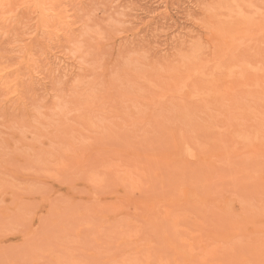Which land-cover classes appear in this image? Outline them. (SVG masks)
Returning a JSON list of instances; mask_svg holds the SVG:
<instances>
[{
	"label": "rangeland",
	"instance_id": "rangeland-1",
	"mask_svg": "<svg viewBox=\"0 0 264 264\" xmlns=\"http://www.w3.org/2000/svg\"><path fill=\"white\" fill-rule=\"evenodd\" d=\"M21 1L20 2L17 1L16 3L19 2V4H21L22 7L19 4H16L15 1L13 2L14 6H11V7L15 8L14 9V11L16 10L15 13L24 14V12H22V11H25V10H26L25 15L28 13V15H26V16L24 15L22 18L23 20L21 19V21H20L21 24L23 23L22 27H21V24L19 22V25L17 24V25H15V28H12L11 25L13 23L9 21L12 18L7 19V22L4 23L5 26H3L2 24L0 25V27L2 26L0 29V44L2 42L4 43V41H7V39H8L6 44L2 43V45H0V48H1L0 52L3 53L4 60H6V59L9 60L10 58L12 60H14L13 58H15V57L17 58V60L15 59V62L12 60H9V61H11L10 64H14L15 65L14 67H17L19 69L20 76L24 78V79H22L24 83H23V86L20 88L21 90L19 93L22 97V100H20V101H22L21 103L18 101V99L16 100V98H15L16 96L15 97H8L7 94H6L7 96L4 95V92H2V90H0V93H3L2 95H0V175L2 176V177L0 176V185L2 186V185H5L6 183L9 184L11 182L10 186L8 184H6L9 189H7L6 186H5L6 188L2 186L3 188H2V190H0V193H2V194H0L1 195L0 196V206L2 204V207H0V223H1L0 227H1V229L3 227V230L6 226L8 227L7 229H10V227L12 228V226H13V228L15 227L18 230L20 229V231H18V230H15V228L13 230V228H12L11 229L12 231L9 230L10 235L6 234L7 232L9 233V231H7V230H6V233H5V230L0 231V233L3 231L6 235L5 236L4 233H2V237H1V234H0V248H2V249H0V260L3 259L2 261H0V263L5 264V262H6V264H12V262H13V264H36V262H37V264H42L44 259L49 258V260L48 259L44 260L45 263H43V264H51L54 262V258L48 257V256H53L54 253L55 254L63 253V255H65L66 251H67V253L70 251L69 252V254L71 253L70 255H73L75 253L74 257L77 259V257H76V255H77L78 258H80V259H77V260H79L78 263H83V261L86 259L85 260V262L87 261L86 264H96L95 262H97V264H109V263H111L112 260L115 261V259H117L115 256L116 254L114 255V253H116L115 249L119 251V249L122 248L121 246L119 248V246H117V245L123 244V250L126 248L124 251L121 249L122 252L120 250L119 251L120 253H123V252L128 251V250L130 251L129 248L131 246H132L131 248H133V251H134L135 249L133 247L134 246L133 244H135V245L137 244L134 241L135 238L132 240L130 239L131 237L126 238L127 240H123L124 238H118L117 240L112 238V241H114L113 242L114 245H113L112 243H110L111 238L109 240V238L107 237V239H108V241H107L106 237H105V241H107L108 243L111 244L110 246H107L108 243H107V245H105L106 242L102 241V240H104L103 238L100 241L94 239L95 237H93L92 236L93 233H91L94 231V229H92V227L87 228L89 231H87V229L85 227L84 228L85 231H83V233L84 232L85 233L81 234V235L79 233L80 231L78 230V228H80V227H77L75 230L69 229L70 227L75 228L72 225L76 226V224H75L76 222L79 225V223H78V221H76L75 217L78 218L77 220H79V218H81L83 220V218H84V220L87 219V221H85V222L91 223L94 221L93 223H95V221H96L95 217H97V216L99 217L101 211L99 212L97 210V208L99 206L98 204H97L98 206L96 204H94L95 206H97L96 209L94 208L95 206L93 205V203L95 200H97L98 197L93 198V201H92L91 194L92 193L94 195L99 194V190L101 189L100 186H102V184L107 185L105 182L107 181V183H109V181H113L112 178H116V181L117 180L119 181V183H118V181L116 183L120 184V186H121L122 181L120 180V177H119L120 175H122V176L124 175L128 180L131 179L132 182L129 181V182H131V184L134 182H136L138 185L140 184V186L138 187V185L136 183H134V185H137L134 187V189H133L134 185L132 186V189L130 188L131 186H129V189L131 191V192H129V189L125 190L127 188H124V186L126 187L127 185L123 184L124 186H122V188L125 190L124 191L119 185L115 184L114 182L111 183L112 185H114L113 187L116 189L114 191H112L110 189L111 190L110 192H112L117 197H118V195H120V197H118V198H121L124 200L123 201V202H125L124 206L129 203V206L128 207L125 206V207L130 212L131 217H134L136 215L134 213H136V212L138 213V211L141 212L140 209L138 211L135 210V212H134V210L132 209V206H131V204L134 205L135 201L141 200V199H139V197L142 199L151 198V197H146V196H148V195L151 196L152 194H154V195L157 194L155 196H158L160 194V196H161V192L164 191L163 189L166 190V187H167L166 200L171 201L170 199L175 197V192L171 191L170 189L172 187L169 189L168 186H170V184L173 185L172 183H174L175 185L177 183L179 184V183H181V181L183 183L185 182L184 183L185 185L188 182L189 183L190 182L191 183L196 182L197 184H199V187L201 185L200 188H204V187L208 188L210 194L211 193L215 194L214 192H216V191H220L221 193L225 194V196H227V194H228V196H229V194H231L230 197L231 196L236 197L237 196L236 194H238L240 196V198L239 197L238 198L242 199L243 202L250 205L252 208L264 207V184H263V181L260 179H257L256 176H251V171L253 170L252 168L254 166L250 167L251 165H256V168H258L261 165H264V153L257 154V152H256V154H255L253 151L252 152L251 151L250 152L249 151H243L242 149H239V148L236 149L235 147H234V151H232V150H230V149H232V144H230V142L229 143L227 142L228 138L232 135L231 132H235L236 128L238 129L237 125H236V128H234L233 125L238 124V126L240 128V127H242L241 123H243V124L247 123L248 124L251 121V120L247 119V122H244L245 119L244 120L240 119L239 116L233 117V113L229 114L227 111H225V113H224V110L228 106H230L231 104L238 102L237 100L243 101L244 94H238V96H234V98L232 97V98L217 99L216 100V102L218 101L217 103H215V101H212V102L205 101V100L199 101V99H197V98H196V100H194L195 98H193L191 100V99L187 98L186 96L183 97V95L181 97L179 93L176 94L177 96L179 94V98L176 97L175 95H172L170 97L165 96L167 98L164 97V99H165L164 101L160 100V98H162L160 96H161V94H163V93H161V91L163 92L164 90L167 89L168 90V91H166L167 94L169 91L170 92L171 91L173 92L174 90L176 91V87H175L176 80L175 79L177 77L174 78L173 73L180 69V67H177V64L179 65L178 60H180V57H181V59H183L186 56H189V53L190 54L192 53L191 50L193 51L195 49V47H197V46H200V47L202 46L201 48L203 50L206 49L205 51H208L210 49L213 50L214 47L216 48L217 46H220V44H218V40L216 38H214L211 34L214 32V30L216 31V29H214V27L218 28V27L223 26V24L219 20H217L216 18L214 19L213 17H211V11L213 10L214 6H216L217 4H219L221 2L224 3V1H226V0H94V1L92 0V3H91V0H87L88 2L86 0H82L84 5L82 4L80 9H79V5L75 4L74 1L65 0L64 1L65 3H63L62 6L64 5L63 9L65 11H68L66 13L69 15L68 18H70V20L69 19L68 20H69V22L71 24V28H72L71 29V31H72L71 35L73 34L72 35L73 37H71V35H69L68 37H71L72 40H69L70 38L68 39L67 36H66L67 37L66 38L64 35H61V34L59 35V37H56V36L50 37L48 35V33L46 32V30L41 28L40 22H39L38 11L32 9V8H34V6H31V8L29 7L31 10L30 9L27 10L26 4L24 5V3H22ZM24 1H27V0H24ZM260 1H261L260 3L264 4V0H260ZM67 2L69 3L70 6L68 5ZM71 2H73V4ZM71 4H72V6H71ZM17 5H19V6H17ZM75 5H77V8L73 7ZM77 9H79L81 13ZM19 10H20V12H19ZM75 10H76V12H75ZM12 14L10 13V15H12ZM30 15H31V17H30ZM27 16H29L30 18ZM0 17H1V15H0ZM33 17H34V19H33ZM86 18H87V21L85 22ZM24 19H25V22H27V25H24V24H26L25 22H23ZM31 19H32V21H31ZM82 19H84V20H82ZM78 21H81V22H78ZM84 23H86V24H84ZM74 24H75V26H74ZM18 26H20L21 29ZM5 27H8V28H5ZM3 28H4V30H3ZM10 28H12V29H10ZM76 29H77V32H75L76 33L75 34L74 30L76 31ZM19 30H20V32L21 31L24 32L25 35L22 32H21L22 33L21 34L19 32ZM212 30H213V32H212ZM9 31L12 32L14 35L12 33H8ZM41 31H42V34L44 32L45 35L43 34V36H42V34L40 33ZM2 32H3V35H2ZM4 32H6V33L4 34ZM28 32L29 33L32 32V33H30L31 35ZM77 33H78V35H77ZM209 33L212 36V38H214V39L211 38ZM8 35L9 36L12 35L13 37L11 36L10 38H8L9 37ZM76 35H77V38H75ZM1 37H3V38H1ZM39 37H41V38H39ZM43 37H46V39H43ZM15 38H16V40L19 38L20 41L18 39L15 43ZM31 38L34 39L33 40L34 42L32 41ZM9 39H11V42H9ZM49 40H51V41L49 42ZM62 40H66L67 44L68 43H72V44L67 45L65 42H64L65 43L64 44L62 42ZM68 40L72 41V42H69ZM73 40H75V41H73ZM241 40L242 39H240L238 41H241ZM31 41H32V46H31ZM42 41H44L45 43ZM8 42L10 44H8ZM41 45L43 47L42 48L43 51H40L42 49L39 50V47L41 48ZM55 46H57V47H55ZM64 46L65 47L68 46V47L65 48ZM6 47H7V50L9 49L8 51L7 50L5 51L4 49L2 50V48H6ZM61 47L65 48V49H63L64 52L61 49ZM17 49H18V52L20 54H18V52L16 51ZM19 49L23 50V51H20ZM189 49H190V51H189ZM252 50H254V49H252ZM67 51H68V53H70L69 54L70 57H72V59L70 57L68 58L69 59L68 60L69 61V67L72 69V71L70 68H69L70 72H67L68 70L67 71L61 70V72L58 71V72H56V75L52 76V74H54V73L50 69L51 68L50 65L46 64V62L47 61L50 62L51 59L55 60V58H53V56L56 57L59 54L61 55V54L66 53L64 55H68ZM8 52H10V53H8ZM210 52L211 51H208V53H210ZM35 53H37L38 55ZM181 53H183V55ZM27 54L29 56L32 55L31 58H29V56ZM47 54H48V56H47ZM49 55L51 56V58ZM184 55H185V57H184ZM39 56H41V58ZM37 57L40 59V63L42 62L41 65H40V63H37L39 61ZM45 57L48 59H46ZM42 58H43V60H42ZM8 60H7V62L9 63ZM26 60H28L29 64L33 63V65H34L33 70L34 69H37V71L40 70V72H38V73L36 70L33 72V78H30V79L35 80V81L32 82L33 87L29 86V88H27L25 85V82L27 81V80L25 81V79L28 78V76H27L28 74H27L26 70L23 69V63H24V65H26V63H28ZM44 65L45 66L47 65L46 68ZM41 68H43V69L45 68L44 73H43V69H41ZM177 68H179V69L177 70ZM107 69H109V70L107 71ZM46 70H47V72H46ZM41 71H42V73H41ZM127 72H128V74H127ZM132 72L134 74H136L135 76L137 79L135 78V76L132 75ZM57 73H59V74H57ZM44 74H46V77ZM48 75L49 76L51 75L49 79H48V77H49ZM51 77H53V78H51ZM54 77H56V78H54ZM147 77H149V78H147ZM42 78H45V79H42ZM140 78H142V79H140ZM169 78H171V81L169 80ZM147 79H149V80H147ZM106 80H110V82L106 81ZM143 80H144V82H143ZM145 80H147V81H145ZM28 81H29V78H28ZM155 81H156V83H155ZM106 82L107 83L109 82V84H107ZM171 82H173V83H171ZM261 82H263V81L261 80ZM196 83H197V85H196ZM196 83L192 81L191 83H189L188 88H190L192 90H194V89L196 90V88L199 89L201 86L199 85L198 82H196ZM110 84H112L111 87H110ZM153 84H155V85L158 84V87L154 86L156 89L157 88L162 89L159 91L160 92L159 97H157V94H158L157 91L159 89L156 91V89L153 87ZM263 84L262 83L260 84L262 88H264L262 86ZM34 85L36 88L34 87ZM108 85H109V89L111 88L110 90L107 87ZM150 86H152V87H150ZM173 87H174V89H173ZM35 91L37 92L36 94H35ZM109 91L110 92L114 91L113 93L115 95L113 93H111L112 97L109 98V100L107 101V98H105V97H110V95L106 96ZM175 91H174V93H176ZM40 93H42V94H40ZM95 93H96V95H95ZM117 93H118V95H116ZM26 94H28V95H26ZM125 94H126V96H125ZM167 94L164 93V95H167ZM3 95H4V97L1 98V96H3ZM25 95H26V97H25ZM169 95H170V93H169ZM241 95H242V98H241ZM27 96L29 97V100H28ZM30 96H31V99H30ZM122 96L128 97L129 99L124 98ZM141 96L142 97L144 96L143 98H147V99L146 100H143V98H142V100L138 99V98H141ZM96 97H98V98H96ZM114 97H116V98H114ZM235 97H236V99H235ZM99 98H101V99L99 100ZM112 98H114L113 99L114 101L112 100ZM117 98H118V100H116ZM239 98H241V99H239ZM9 99H11V101ZM102 99H106V100L102 101ZM120 99L122 101H120ZM30 100H31V104H30ZM94 100L96 102H94ZM157 100H159V102ZM24 101H26V102H24ZM155 101L158 102L157 106H159V108L154 107L153 103H155ZM160 101H162V102L160 103ZM88 103H89V105H87ZM117 103H119V104H117ZM10 104L11 105L15 104V105L14 106L12 105L13 108H8L9 106H11ZM29 104H30V106H29ZM94 104H96V105H94ZM109 104H111V105H109ZM112 104H114V105L116 104L115 107ZM7 105H9V106H7ZM19 105H20V107H19ZM99 105L100 106L102 105L101 107L103 109ZM28 106L31 107L32 109H34V111L31 112L32 109L29 108ZM94 106H96V107H94ZM111 106H113L114 110ZM88 107H89V111L92 112V114L90 115V113H88L89 115L87 116L88 110H85V108L87 109ZM117 107H119L118 111L117 110L115 111V108H117ZM95 108H96V110H95ZM19 109H20V111H18ZM29 109H30V111H29ZM124 109L125 110L130 109L129 113L131 116L133 114H135L133 111V110H135L136 111L135 115H137L136 118L138 117V119H134V117H133L134 115H133L132 116L133 120H130L131 119L130 118V119L126 120L127 122L130 120L128 123L125 121L126 124L123 125V123H125V122H123L122 124H119L118 121H120V118L123 120H124V118H122V116L119 117L118 115H120L119 114L120 111L124 110ZM131 109H133V110H131ZM222 109H224V110L221 111ZM14 110H15V112H13ZM73 110H74L75 114H77L78 116L80 115V113H85V115L83 114L82 116L81 115L79 116L78 120L80 122L77 121L78 116H76L74 114ZM76 110H77V112H76ZM81 110L82 111L84 110V111L81 112ZM97 110L99 113H97ZM110 110H111V114H112V111H113V114L115 111V113H117V115L116 116H113V114L107 115L106 113H109ZM78 112H79V114H78ZM20 113H21V115H20ZM124 114H126L125 116L127 118V113L123 112V115ZM179 114H182V116ZM235 115H237V114H235ZM73 116H74V118L76 117V121L73 120L74 118L72 119ZM89 116H91V117L93 116L92 117L93 120L96 121L98 125L100 124V126H101L103 124V130H104V132L106 131L105 134L101 133L102 129H100L101 131H98V132L96 131L97 129H99L101 127L97 128L95 131L91 130L93 128L88 126V122L86 120L87 117L90 120H92V118H90ZM80 117L83 118V121L86 122L85 124H82V122H81L82 120ZM230 121L234 122V124L232 123L233 125H231V126L235 130L231 129L230 131H227V130H226V132H225V130L223 131L222 127L224 125L225 126L229 125L227 122H230ZM63 122H64V124H63ZM156 122H158L159 124H162V123L166 124V126H164V125L160 126L159 124H158L159 126H157ZM65 123H67V125ZM239 123L241 124V126ZM61 124L66 125L67 127H63ZM75 124L78 126L80 125V127L76 126ZM86 124L89 128H91V129H89L90 131L86 127ZM118 124H119V127H118ZM56 125H58L57 126L58 128L55 127ZM84 125L86 128L84 127ZM120 125H122L123 127H121ZM171 125H172V127H171ZM59 126H62V127H59ZM105 126H106V129L110 128V131L105 130ZM167 126H168V128H164ZM225 126H224V128H225ZM54 127L57 128V131L55 129H53ZM74 128H76V129H74ZM171 128L172 129L174 128L173 129L174 132H170L172 130ZM177 128L181 129V131L178 129V134H179V132H182L180 135L183 136V138H182L183 140L185 138V140L187 139L190 142V144L193 143L198 147L197 148L195 146L196 147L195 148L194 145L193 146L190 145L192 148L194 147V151L195 150L197 151V149H198L197 152H199V150L200 151L202 150L204 152V155L206 153L207 156H209L210 160H218L219 157H224V156H218L216 154L219 151H221V152L223 151V152H225V154H226V151L227 152H233V153H231L232 155L227 153L230 156L228 157V159L226 158L227 161H223L224 165L226 164V162H230V164L228 163L229 166L221 165L222 163L221 164L219 163L220 160H219V162H217V163H219L218 166L220 167L219 169H217V171L219 170L218 171L219 173L217 171H214V172H216V175L218 173L219 177H215V175H214L215 173L213 172V170H210L211 165L209 167V166H207V164H205L206 167H204V170H202V167L204 166L202 164V162L203 163L207 162L204 159H202V161H201L202 166L199 165L198 162H196V161L194 162L196 164L194 166L195 170L198 169L197 165H199V167H201V169H199L200 172H199V170H196V171L194 170V172L195 173L198 172L200 174L203 171L205 172V168L209 167V172L212 171V173H214V174L211 173L212 176L214 175L213 177H209V175H211V174H209V172L207 170L205 173H207L208 176H206L205 173H202L203 176H187V175H190L188 173L189 171L191 173L193 172L194 167L191 165V163H193L192 161H194V160L188 161L190 159H188V160L183 159L184 161L190 162V165H187V163H184L183 161H181L182 159L178 160V162H176L177 161L176 160L175 161L176 163L173 161V159L170 155L174 151V144L172 143L173 142L172 140H174V138L178 136V134H176V135L174 134L175 132H177V130H176ZM242 129H243V127H242ZM41 130H43V131H41ZM240 130H241V128H240ZM51 131H53V132L51 133ZM91 131H93V132L91 133ZM107 131L110 133H108ZM95 132H96V134H94ZM99 132L103 135V136L101 135L102 139H101V137L97 138L98 136H100ZM97 133H99V134H97ZM106 133H108L110 135L107 136ZM180 135H179V137H180ZM59 136L62 139L64 137V138H67L68 140L67 139H63V140L59 139L60 141H58ZM95 139H96V142L98 141L99 143L98 142L96 143ZM17 140L18 141L21 140V141L18 142ZM29 140H30V143L32 142L31 146H29L30 145ZM100 140H101V142H100ZM230 140H228V141H230ZM40 144H41V146H40ZM186 144L189 145V143H186ZM38 145L41 148H45V146H46V149L45 150L40 149ZM47 145H48V147H50L49 150H48ZM42 146H44V147H42ZM52 149H53V151H52ZM41 150H42V153H41ZM34 151H36V152L34 153ZM32 152H33V156L30 155V153L32 154ZM37 153H38V155H37ZM49 153L50 154L56 153L58 156L60 154H62V155L60 156L61 158L60 157L58 158V156L56 154H54L55 156L53 155L54 156L53 157V156H51L52 154L50 155ZM21 154H22V156H21ZM24 154H25V158L23 157ZM39 154L42 156H40ZM201 154H203V153H201ZM35 155H37V156H35ZM204 155H201V156H204ZM30 157H32V158L34 157L35 161H36V163H33V162H35L34 158L33 159L31 158V160H30V163L32 162L31 165L33 166V168L31 167V165L28 161L30 159ZM41 158H42V160H41ZM43 159H44V162H43ZM49 159H50V161H49ZM51 159H52V161H51ZM63 159L66 161H63ZM40 160H41V162L38 164V162ZM54 160L56 162H58L57 168L60 167V169L56 168L57 164H55V167H54L55 170L53 169V165L55 162ZM251 160L254 162H255V160H257V161L255 163H253ZM262 160H263V164L261 163ZM23 161L26 163H24ZM179 161L182 162L181 164L184 165V168L183 167L181 168V166H183V165H181ZM250 161L252 162V164L250 163ZM42 162L44 163V165L46 163H49L50 165L48 164L47 167L42 165V167L43 166L46 167L44 169L45 172L42 169V167H39L40 171L39 170L36 171L37 167H35V166H41ZM63 162H65L66 165L68 163H70V165H69L70 167L75 166V164L76 165L79 164V166H75L76 168H74V170H72V172L69 173L68 172L69 169H67L69 166H66L65 163H63ZM52 163H53V165H52ZM59 163L63 166L65 165V166L61 167ZM178 163H179V166H178ZM247 163L249 165L250 164L251 165L247 166ZM241 164H244L247 168H243L244 165L241 166ZM51 165H52V167H51ZM189 166H192L191 167L192 171L190 170ZM48 167L52 168V170L50 169V172H48L49 171ZM187 167H189V168L187 169ZM261 167H264V166H261ZM63 168H65L67 171ZM260 168H258V169H260ZM27 170H29V171H27ZM46 170H47V172H46ZM56 170L58 171V173H60V171L62 173L63 172L62 170H65L66 171L65 174L68 173L69 175L68 174L65 175L63 173L62 174L60 173L59 175L61 176V178H62L61 179ZM187 170H188V172H187ZM34 171L37 175L34 174ZM26 172H27V174H26ZM87 172L89 174H91L92 176L91 175L88 176L89 174ZM177 172H179V173L181 172V174L179 175ZM19 173H21V174H19ZM28 173H31V174H28ZM49 173H50V175H48ZM53 173H56L57 175L56 174L53 175ZM85 173L87 174L86 176H84ZM182 173H184V175L185 174L186 175L183 176ZM38 174L40 176L42 174V176L40 177ZM81 174L82 175L84 174V175L81 176ZM220 174L222 176H220ZM52 175H53V177L56 178L57 181H54L52 179L53 178V177H51ZM5 176H7L8 178H9V176L10 177L12 176L11 178L17 179V181H19V183H20V181L21 182L24 181V183L28 182V184H30L29 186L32 185L31 186L32 189L35 187L32 191H35L36 189H37V191L39 190V194L41 193V196L39 194L38 195H32V191H31V193L27 194V196H26L25 192L31 190V188H30V190L28 189V187H29L28 184L26 185V184L22 183L24 185L20 186L21 183L18 184V182L16 183L15 179L11 180L10 178L8 179ZM62 176H64V177H62ZM65 176H69V177H65ZM49 177H51L52 180ZM57 177H59L61 180H59V178L57 179ZM65 178H67L69 180L71 179V180L66 182ZM84 178L86 181L89 180V178H90V180H89L90 183L88 181L86 183L85 180L83 181ZM104 178H107L108 180L106 179V181H105ZM109 178H110V180H109ZM92 179H93V181H92ZM2 180L4 181V183ZM29 180H33L34 182L44 183L47 186L44 187L45 186L44 184H43L44 186L42 184H40V186H39V183L38 184L32 183V181L30 182ZM99 180L100 181L103 180V182L104 181L105 182L104 183H102V181L98 182ZM1 181L3 184L1 183ZM13 181H15V182H13ZM60 181H61V183H64V181H65V184H60ZM120 181H121V183H120ZM260 181H262V183ZM98 183H102V184L100 185ZM15 184H18L20 189H19L18 185L16 187ZM36 185H38L42 191ZM90 185H91V187H90ZM13 186L15 187L14 191L16 192L14 194H12L14 191L12 192V190H11V187H12V189L14 188ZM94 186L96 187V190H95ZM107 186L109 187V185H107ZM107 186H104V187H107ZM202 186H204V187H202ZM49 187L52 191L49 189ZM104 187H102V189H104ZM136 187H138V188L136 189ZM194 187H196V186H194ZM197 187H198V185H197ZM69 188H71V189H69ZM72 188H74V189H72ZM109 188H111V187H109ZM0 189H1V187H0ZM16 189L17 190L19 189V191L21 190L22 192H24L25 189L26 190L28 189V190L27 191L25 190V192H24L25 194L23 193L24 195H22V193H19ZM43 189H45L46 192H51V193H47L48 194L47 195L46 192L45 193L43 192ZM76 189H78V190L81 189L82 192H80L78 190L76 191ZM102 189L100 190V192L102 191ZM47 190H50V191H47ZM133 190H134V192H133ZM160 190H163V191L160 192ZM93 191H96V192L98 191V192L95 193ZM104 191L108 192L109 190L104 189ZM104 191H102V192H104ZM102 192H101V195H103ZM34 193L37 194L38 192H33V194ZM57 193H59V194H57ZM80 193H82L84 195H82V194L79 195ZM125 193H126L125 196H128L127 194H129L132 197L128 196V199L127 198L125 199V197H124ZM15 194H16V196H18L19 200H24L26 202L28 201V205L30 207L33 203L37 204V202H39V201H41V202H39L37 208H35L36 205H34V204H33L34 206L32 205L36 210L32 209L33 207L30 209L28 207V205L26 206L29 210H33V212H30L33 214L30 215L28 210L26 211L28 213H26L24 211L25 210L24 207L26 205V203L24 201L19 202V200L17 201V198H16V200L15 199L13 200V202H12L13 204H10L11 203L10 202L9 203L10 205H8V202L10 201V199L12 201V199L14 198V197L11 198L12 195L15 196ZM93 194H92V197L94 196ZM139 194L145 195V197L139 196L138 198H136L135 196H138ZM10 195H11V197H10ZM29 195H32V196H29ZM44 195H47V196H44ZM53 195H55V196L53 197ZM104 195L103 196L97 195V196H99L98 203L101 202L100 203L101 205L103 202H105V201L107 202L110 199V196L106 192L104 193ZM160 196H158V197H160ZM66 197L68 198V200H66L67 199ZM152 197H153V195H152ZM181 197H179V199H181L180 203L187 200L185 197H183V196H181ZM54 198L55 199L57 198L56 199L57 201L53 200ZM153 198H155V197H153ZM44 199H45V201H44ZM48 200L50 202L52 201L53 203L52 202L50 203ZM77 200H79L83 204L80 205ZM33 201H35V202H33ZM42 201H44V202H42ZM59 201L61 203L64 201L62 203V205H64V206H62L61 203H58ZM68 201H70V203H68ZM18 202L20 203L19 207H23L20 210L18 209L19 208L17 205ZM66 202L68 203V205ZM88 202L89 203L91 202V204H89L87 206ZM22 203H24L25 205ZM65 203H66V205H65ZM77 203H78V205H77ZM200 203L201 202H193V203H191L185 207H182L183 206L182 205L181 208L176 210L175 214H176V216L177 215H187V214L191 215L195 211H197V210L199 211V210L203 209V207L200 206L201 205ZM47 204L49 205V207ZM51 204H54V205H51ZM70 204H71V206H70ZM84 204H85V206H84ZM106 204L108 205L111 203H106ZM55 206H57L56 207L57 209L55 208ZM77 206L82 207V208L80 207L79 209L80 210L82 209L83 213H84L83 208L87 209V207H88V211L86 209L85 210L88 212L87 215L90 214L89 215L90 217L86 216V213H85L86 217L82 216L81 212L76 213L77 211H79V210H76ZM109 206L110 205H108V207ZM47 207L49 208L48 211H47ZM58 207L59 208L62 207L61 209H63V208L64 209L61 211V209L59 210ZM74 207L76 209H74ZM123 207L120 208V210H121L120 218L121 219L125 216V215L123 216V214H127L126 217L130 216V215H128L129 212L126 213L125 212L126 209L124 210L125 207L124 208ZM199 207H201V208H199ZM210 207H212V206L210 205ZM15 208H17V209H15ZM71 208H72V212L75 210H76V212H73V213L70 212ZM93 208H94V211L97 210L96 213L94 211H92ZM101 208H103V207L101 206L100 209ZM163 208H164V206H155L153 209L161 212L163 210ZM185 208H188L190 210L184 211ZM205 208L209 209V206H207ZM7 210H8V212H6ZM14 210H16V212L14 213L15 216L12 215L13 213L12 214L10 213V212H13ZM17 210L23 211L26 214H29L30 220H29V217L27 218V215L25 213H23V214L26 215L25 216L26 218H24V215L22 214V212L20 215H23V216L18 215L20 212L18 211V213H17ZM64 210H66L67 213H65L66 211H64ZM68 210H69V213H68ZM103 210H105V209L103 208ZM103 210H102L103 213L101 212L102 214L100 215L99 219L101 218L102 221L104 220V222H100V224L98 223L102 227H104L102 225L103 223H104V225H106L105 219L102 218L103 216L106 215V213H104ZM106 210L110 211V208L106 209ZM58 211L59 212L61 211L60 214L62 217L59 216V214H57V213H59ZM63 211H64V213H63ZM203 211L204 210H202L201 212H203ZM47 212H49V214H51V216L48 215ZM16 213L18 215V218H19V216L22 217L21 220L23 218L26 220L28 219L27 221L28 222L30 221L29 222L30 225L27 224L28 223L27 221H25L26 224L23 221V224L19 225V224H21V223L18 224V221L20 220V218L19 219L16 218L17 217ZM53 213H55V214H53ZM94 213L96 214V216ZM97 213L99 215H97ZM209 213H211V212H209ZM10 214H11V217H13V218L15 217V219L8 217V216H10ZM39 214H40L41 220H39ZM56 214H57L58 218L57 217L55 218ZM66 214H68V215H66ZM72 214L74 217H71ZM117 214H119V213L117 212ZM141 214L142 213H139L140 218H141L140 221H143L145 219L147 220V217L142 218ZM158 214H156L154 212V214H152V216H154L156 218V217H159L160 215H162L160 213V215L157 216ZM42 215L45 216L46 218H44ZM64 215L66 217H68V218L70 217V218L67 219ZM93 215L95 217H93ZM121 215H122V217H121ZM50 217H51V219H50ZM126 217H124V218H126ZM47 218L50 220L49 222H48ZM90 218H91V220H90ZM134 218H139V216L134 217ZM9 219L14 220L13 223L14 222L15 223L14 224L11 223L12 220L10 222ZM65 219H66V221H65ZM127 219H130V218H127ZM131 219H133V218H131ZM160 219L161 218H158L157 221L161 222ZM16 220H17V222H16ZM42 220H44L43 222H45L44 225H40L43 223ZM67 220L70 222H72V221L73 222L70 223ZM7 221H8V223H7ZM59 221H61V222H59ZM81 221H79V222H81ZM19 222H21V221H19ZM36 222H40L39 225ZM115 222H117L116 219H115ZM143 222L145 223L146 221H143ZM16 223L18 224V227H17ZM58 223H60V226ZM119 223H122V221H120L116 224L119 225ZM140 223L141 222H139V224L137 225L138 227H139ZM63 224H64V226H63ZM65 224H68V226H66ZM70 224H71V226H70ZM98 224L95 223V225H97V227H95L96 228L95 231L97 229L102 230V227L98 228L99 227ZM135 224H137L136 220H135ZM146 224H147V222L144 224L145 226L143 225L144 228L147 227ZM162 224L164 226L165 231L167 233H169V237H173V239H175L174 236L176 235V233H175V235H173V234H174V232H175L174 230L176 228L183 230V232H181L182 236L186 235L185 237L192 238L195 235V233H193L194 231L192 230V228H194L193 227L194 225L192 226L189 219H186V220H183L182 222H179L178 225L175 223H169L166 221H162ZM23 225H26V226L29 225V229ZM47 225H49V226H47ZM52 225L55 227L58 225L60 228L58 226L56 228H54ZM108 225H109V223H107L106 226H108ZM118 225H117V229L115 228L116 226L113 227V229H112V227H111L112 225L111 226L109 225L111 228L110 227L108 228L106 226L105 227L107 229H109V231H110V229H112L111 231H113L114 228L117 231ZM20 226H22V228H20ZM124 226H126V225H124ZM124 226L122 227V225H121L122 229L124 228ZM23 227H24V229H23ZM35 227L37 230L36 229L33 230ZM48 227H50L51 229H49ZM63 227L64 228L69 227V228L68 229L66 228L67 229L66 230ZM121 227L119 230H121ZM39 228H41V229H39ZM53 228L54 229L58 228L60 231V232H58L57 236L55 235L56 237L54 236V234H55V232L57 233L58 229L53 230ZM90 228L92 229V231L90 230ZM106 228H105V232L107 233L108 231H106L107 230ZM127 228L129 229L130 227L126 226L125 230ZM42 229H44V230L42 231ZM60 229H62L63 232ZM134 229L132 228V229H129L128 231L129 232L131 230L134 231ZM31 230H33V231H31ZM48 230L50 231L49 234L47 233ZM16 231L18 232L17 234L11 235V232L15 233ZM21 231L23 234H20ZM128 231H127V233H128ZM41 232H43V233H41ZM51 232H54V233H51ZM88 232L90 233V235ZM99 232H100V230H99ZM44 233L46 236L43 235ZM63 233L66 234V237L68 238V240H67L68 244L70 241V244H69L70 246L65 241L66 239L64 240L65 242H63L64 237H63V239L59 238V237L62 238V236H65ZM109 233L110 232H108V234ZM69 234L71 236H73V239L71 236H68ZM96 234L97 233H95V236H97ZM140 234H141V232H140ZM144 234H147V233L144 232ZM247 234L248 233H246V235ZM257 234H258V239H260V237H261L259 244L255 243L258 240L256 237ZM3 235H4V237H3ZM28 235H29V237L32 236L31 237L32 241L30 240V238L27 237ZM255 235L256 236L255 237L253 236V237L256 238L257 240L255 239V241H254V239L252 238L254 241V242L253 241L252 242L256 245V247H257V245H258V247L261 246V247H259L261 250L264 249V248H262V245H261V244L264 245V230H260ZM10 236H13V237H10ZM36 236H38V238L43 239V240L45 238L44 243H43V240H36L37 239ZM47 236H48V238H47ZM81 236L83 237V240L80 239V238H82ZM84 236H85V238L87 236L88 237L85 239ZM90 236L93 237L92 239L94 242L90 241V239H91ZM166 236H168V235H166ZM248 236L252 237V235H248ZM248 236L245 237L246 240L250 239V241H251L252 240L251 237L249 238ZM50 237L51 238L53 237L54 239H56V241L54 239H52L53 240L52 243L55 242L57 247L54 243L53 244L51 243ZM74 237H75V239L77 238L76 241L74 240ZM152 237L153 236H149V238H151V239H152ZM8 238H10V239L8 240ZM23 238H25L24 240H26L27 242L29 239L30 240L29 242H31V245L36 246L37 249L39 246H40V248L42 246H43V248L47 247V245L45 246V243H46L49 245L48 247H50L51 245L54 246V247H51L52 250H55V251L59 250V251H56L57 253L55 251H53L54 252L53 254H51L50 253L51 251H49L48 253L50 255L47 253L48 256L46 255L47 256V258H46L45 255H44L45 257L42 255V253H43L42 249L41 250H39L40 248L38 249L41 253L40 254L39 251H37L36 247H35V249H33L35 253H33L32 252L33 250L30 248L32 250L30 253L34 254V258H31L32 257L31 254L28 253L29 255L28 254H27L28 256L26 255V252H29L28 249L30 247V243L28 242V245H27V243L23 241L25 243V245L27 246L26 252L24 251L26 249L23 248L25 246L24 243L21 246ZM34 238L36 240V244L39 241V243H38L39 246L33 245ZM114 238H116V237H114ZM241 238H242V236L237 238V241L239 239L240 243H244V241H245V243L247 242L244 237H243L244 241H243V238L242 239ZM71 239L73 240V242H71L72 241ZM58 240L62 241L63 244L61 242H59ZM240 240H242L243 242ZM74 241H75V243H74ZM159 241L160 240H158V242ZM82 242H83V244H81ZM99 242L100 243L105 242V243L99 244ZM131 243H132V245H131ZM7 244H10L9 246L10 247L12 246V247L9 248V246ZM14 244H17L16 245L17 248L15 247ZM19 244L21 247L18 246ZM40 244H43V245L41 246ZM74 244L77 247V249L79 248L78 250L75 249ZM96 244H98L97 245L98 247L96 246ZM125 244H128L129 248H128V245H127V247H124ZM250 244H251V242H250ZM61 245H63V246H61ZM89 245H94V248L91 249L92 247H90ZM157 245L159 246L160 244H157ZM251 245L253 246V244H251ZM82 246H84V247H82ZM103 246L105 248H102ZM154 246H156V245H154ZM158 246H156L155 248L157 249ZM70 247H72V249ZM14 248H15V250H14ZM65 248H67V250ZM108 248L110 249V251ZM5 249L8 250V253ZM11 249H12V251H11ZM17 249H21V250L24 249L23 252H25V253L22 252V254H24V256H26L25 259L23 258L24 256H21V255L20 256L22 258H20L19 253L21 251L18 250L19 252L18 251L16 252ZM46 249H48V248H45L44 251ZM62 249L65 250V252H63ZM74 249L77 252L74 251ZM94 249L96 250V252ZM101 249H106L108 251V252L103 251V253H101V254L107 253L109 255L112 252H114V253L112 256L109 255L108 258L107 257L101 258L100 257L101 256L100 255ZM1 250H3V251H1ZM9 250L11 253L12 252L14 253V251H15V253L17 254V258H15V261H14V259L7 256L10 254ZM257 250H258V248L257 249L255 248L253 250L254 253L251 252L252 256H254V254L257 253ZM36 251L38 252L37 255H36ZM83 251H85V252H83ZM162 251L164 253L168 254L170 250H168L166 248V249H162ZM46 252L47 251H45L44 254ZM80 252H82V253H80ZM1 253H5V254H2V256H4V257L1 256ZM83 253H84V255H82ZM96 253H97L98 257L96 256ZM143 253H144V250H143ZM170 253H172V251ZM39 254L42 255V257H39L40 256ZM78 254L80 255V257ZM105 254H104V256H105ZM132 254H130V256H132ZM146 254H148V253H146ZM166 254H165V256H166ZM11 255H13V254H11ZM70 255L66 254L65 257L67 256V258H68V256H69V258H72ZM135 255H137L135 257V258H137L140 255H142V252H140L139 255H138V253ZM168 255L171 256L170 254H168ZM37 256L40 259H43L40 263H39L38 258L37 259L35 258ZM62 256L59 259H61V258L66 259V258H63ZM81 256H82V258H81ZM1 257H2V259H1ZM27 257L31 258V259H28ZM83 257L85 259H83ZM89 257L91 258V260L89 259ZM141 257H140V259H141ZM97 258H99V259H97ZM11 259H12V261H11ZM22 259H24L25 261L24 260L22 261ZM32 259H35V260H32ZM118 259H119V256H118ZM19 260H21V261H19ZM36 260H38V261H36ZM61 260L58 261V258H56V261L54 264H56V262L60 264ZM67 260H69V259H67ZM67 260L66 261L62 260L63 264L65 262H68ZM94 260H95V262H94ZM98 260H99V262H98ZM24 262H26V263H24ZM85 262H84V264H85ZM206 262H209V261L207 260ZM116 263L117 262L115 261V263L112 262L111 264H116ZM260 263H264V262H260ZM68 264H71V263H68ZM117 264H119V263H117Z\"/></svg>",
	"mask_w": 264,
	"mask_h": 264
},
{
	"label": "bare ground",
	"instance_id": "bare-ground-1",
	"mask_svg": "<svg viewBox=\"0 0 264 264\" xmlns=\"http://www.w3.org/2000/svg\"><path fill=\"white\" fill-rule=\"evenodd\" d=\"M15 1V3L17 2V1H21V0H0V15H1V17H0V25L2 24L3 26H5L4 25V23H6L7 22V19H9V18H12V19H10L9 21L10 22H12L13 24L11 25V27L12 28H15V25H19V22L21 21V19L23 18V16L25 15V11H22V12H24V14H20V13H15L16 12V10L14 11V9L15 8H13V7H11V6H14L13 5V2ZM24 0H22L21 2L22 3H24V5L26 4V9L28 10V9H30L31 8V6H34V8H32V9H34V10H37L38 11V16H39V22H40V26H41V28H43V29H45L46 30V32L48 33V35L50 36V37H53V36H56V37H59V35L61 34V35H64L65 37L67 36H69V35H71V33H72V31H71V24H70V22H69V20H70V18H68L69 17V15L66 13V12H68V11H65L64 9H63V7H64V5L62 6V4L63 3H65L64 1L65 0H27V1H24ZM68 1V0H67ZM72 1H74L75 2V4H77V5H79V9L81 8V6H82V4L84 5V3L82 2V0H72ZM87 1V0H86ZM94 1V0H93ZM19 2L18 3H16V4H19ZM88 2V1H87ZM261 1L260 0H226V1H224V3H219V4H217L216 6H214V8H213V10L211 11V17H213L214 19L216 18L217 20H219L222 24H223V26H221V27H218V28H215L214 27V29H216V31L214 30V32H213V30H212V36L214 37V38H216L217 40H218V44H220V46H217L216 48L214 47V49L213 50H208V51H211L210 53H208V51H205L206 49V47L204 48L205 50H203L200 46H197V47H195V49L192 51L191 50V54L189 53V56H186L185 57V55H184V57L185 58H183V59H181V57H180V60H178V63H179V65L177 64V67H180V69L179 68H177V70L178 71H176V72H174L173 73V75H174V78H176L175 80H176V82H175V87H176V93H174V91L172 92H168V94H167V92L166 91H168L167 89L166 90H164L163 92L161 91V93H163V94H161V96H160V90H162V89H159V88H155L156 86L158 87V84L157 85H155V84H153V87L156 89V91L158 92V94H157V97H162V98H160V100H162V101H164L165 99H164V97L165 96H168V97H170V96H172V95H175L176 97H178L179 98V94H180V96L182 97V95H183V97L184 96H186L187 98H189V99H193V98H195L194 100H196V98L197 99H199V101H203V100H205V101H210V102H212V101H215V103H217L216 102V100L217 99H224V98H234V96H238V94H244V97H243V101H239V100H237L238 102H235V103H233V104H231L230 106H228L225 110L224 109H222L221 111H223L224 110V113H225V111H227L229 114H232L233 113V117H236V116H239L240 117V119H245L244 120V122H247V119L248 120H251L248 124L246 123H241L242 124V127H243V129H242V127H240L241 128V130H240V128H239V126H238V124H235V125H233L234 124V122H227L229 125H224L225 126V128H224V126L222 127L223 128V131L225 130V132H226V130L227 131H230L231 129H233V127L234 128H236V125H237V127H238V129L236 128V130L235 129H233V130H235V132H231V136L228 138V140H230V141H228L227 140V142L229 143L230 142V144H232V149H230V150H232V151H234V147L237 149V148H239V149H242L243 151H253L255 154H256V152H257V154H259V153H264V88H262L261 87V83L263 84L264 83V4H262V3H260ZM68 3V2H67ZM72 4H73V2H71ZM91 3H92V0H91ZM12 4V5H11ZM72 4H71V6H72ZM21 7H22V5L21 4H19ZM19 5H17V6H19ZM68 5H69V3H68ZM67 5V6H68ZM77 5H75V6H73V7H76L77 8ZM87 5V4H86ZM16 6V5H15ZM70 6V5H69ZM30 7V8H29ZM66 7V6H65ZM86 7V6H85ZM17 9V8H16ZM22 9V8H21ZM79 9H77V10H79ZM31 10V9H30ZM70 10V9H69ZM84 10V9H83ZM15 13H13V12ZM85 11V10H84ZM19 12H20V10H19ZM29 12V11H28ZM32 12V11H31ZM75 12H76V10H75ZM79 12H80V10H79ZM86 12V11H85ZM10 13L12 14V15H10ZM81 13V12H80ZM26 15H28V13L26 14ZM25 15V16H26ZM37 15V14H36ZM88 15V14H87ZM82 16V15H81ZM210 16V15H209ZM27 17H29V16H27ZM30 17H31V15H30ZM29 17V18H30ZM73 17V16H72ZM74 18V17H73ZM33 19H34V17H33ZM69 19V20H68ZM12 20V21H11ZM23 20V19H22ZM82 20H84V19H82ZM31 21H32V19H31ZM87 21V18H86V20H85V22ZM23 22H25V19H24V21ZM78 22H81V21H78ZM26 24H24V25H27V22H25ZM74 23V22H73ZM72 23V24H73ZM10 24V23H9ZM8 24V25H9ZM20 24H21V22H20ZM23 24V23H22ZM22 24H21V27H22ZM76 24V23H75ZM75 24H74V26H75ZM84 24H86V23H84ZM7 25V24H6ZM83 25V24H82ZM81 25V26H82ZM80 26V27H81ZM2 27V26H1ZM1 27H0V29H1ZM9 27V26H8ZM8 27H5V28H8ZM20 29H21V27L20 26H18ZM27 27V26H26ZM12 28H10V29H12ZM17 28V27H16ZM78 28V27H77ZM18 29V28H17ZM23 29V28H22ZM82 29V28H81ZM3 30H4V28H3ZM2 30V31H3ZM79 30V29H78ZM113 30V29H112ZM116 30V29H115ZM210 30V29H209ZM30 31V30H29ZM19 32H20V30H19ZM22 32V31H21ZM20 32V33H21ZM26 32V31H25ZM33 32V31H32ZM32 32H30V33H32ZM75 32H77V29H76V31L74 30V33ZM6 32H4V34H5ZM8 33H12V32H8ZM16 33V32H15ZM22 33H24V32H22ZM21 33V34H22ZM29 33V32H28ZM27 33V34H28ZM29 33V34H30ZM41 34H42V31L40 32ZM13 34V33H12ZM20 34V35H21ZM43 34H44V32H43ZM43 34H42V36H43ZM76 34V33H75ZM208 34V33H207ZM2 35H3V32H2ZM14 35V34H13ZM24 35H25V33H24ZM31 35V34H30ZM39 35V34H38ZM45 35V34H44ZM73 35V34H72ZM71 35V37H73ZM77 35H78V33H77ZM77 35H76V37L75 38H77ZM115 35V34H114ZM119 35V34H118ZM209 35H210V33H209ZM208 35V36H209ZM210 35V36H211ZM7 36V35H6ZM9 36V35H8ZM12 36V35H11ZM11 36H9L8 38H10ZM212 36H211V38H212ZM13 37V36H12ZM24 37V36H23ZM66 37V38H67ZM71 37H68V39L69 40H72V38ZM1 38H3V37H1ZM39 38H41V37H39ZM55 38V37H54ZM74 38V39H75ZM214 38H212V39H214ZM261 38V39H260ZM263 38V39H262ZM7 39V38H6ZM12 39V38H11ZM11 39H9V42H11ZM19 39V38H18ZM17 39V40H18ZM32 39V38H31ZM43 39H46V37H43ZM62 39V38H61ZM240 39H242L241 41H238V40H240ZM16 38H15V43H16ZM22 40V39H21ZM34 39H32V41H33ZM67 40V39H66ZM66 40H62V42L64 43H66ZM68 40V41H69ZM76 40V39H75ZM75 40H73V41H75ZM216 40V41H217ZM7 41H8V39H7ZM7 41H4V43L3 44H6L7 43ZM19 41H20V39H19ZM32 41H31V46H32ZM51 40H49V42H50ZM77 41V40H76ZM79 41V40H78ZM221 43H220V42ZM8 42V44H10ZM22 42V41H21ZM34 42V41H33ZM42 42H44V41H42ZM47 42V41H46ZM57 42V41H56ZM69 42H72V41H69ZM2 43L0 44V45H2ZM18 43V42H17ZM37 43V42H36ZM45 43V42H44ZM52 43V42H51ZM64 43V44H65ZM35 44V43H34ZM56 44V43H55ZM67 44V43H66ZM68 44H72V43H68ZM67 44V45H68ZM40 45V44H39ZM51 45V44H50ZM38 47V46H37ZM36 47V48H37ZM52 47V46H51ZM55 47H57V46H55ZM54 47V48H55ZM65 47V46H64ZM61 47V49L63 50V49H65V48H67V47ZM257 47V48H256ZM43 47H42V45H41V48L39 47V50L40 49H42ZM60 48V47H59ZM58 48V49H59ZM7 50V47L6 48H2V50ZM16 49V48H15ZM185 49V48H184ZM187 49V48H186ZM191 49V48H190ZM190 49H189V51H190ZM252 49H256L255 51L254 50H252ZM0 50H1V48H0ZM9 50V49H8ZM7 50V51H8ZM20 50V49H19ZM49 50V49H48ZM13 51V50H12ZM17 52H18V49L16 50ZM20 51H23V50H20ZM40 51H43V49L42 50H40ZM213 51V52H212ZM3 52V51H2ZM15 52V51H14ZM39 52V51H38ZM37 52V53H38ZM62 52V51H61ZM60 52V53H61ZM63 52H64V50H63ZM8 53H10V52H8ZM37 53H35V54H37ZM41 53V52H40ZM59 53V52H58ZM18 54H20L19 52H18ZM64 54H66V53H64ZM64 54H59V55H57L56 57H54L53 56V58H55V60L53 59H51V61L49 62V61H47L46 62V64H48V65H50V69L52 70V72L54 73V74H52V76L53 75H56V72H58V71H60L61 72V70L62 71H67V72H70L69 70L71 69L70 67H69V57H70V53H68V51H67V54L69 55H64ZM182 55H183V53H181ZM28 55V54H27ZM38 55V54H37ZM36 55V56H37ZM46 55V54H45ZM29 56V55H28ZM32 56V55H31ZM31 56H29V58H31ZM34 56V55H33ZM47 56H48V54H47ZM46 56V57H47ZM50 56V55H49ZM40 58H41V56H39ZM45 57V58H46ZM33 58V57H32ZM38 58V57H37ZM44 58V59H45ZM50 58H51V56H50ZM71 59H72V57H70ZM14 60H12L11 58L9 59V60H12V61H14L15 62V59L17 60V58L15 57V58H13ZM46 59H48V58H46ZM70 59V60H71ZM7 60L8 59H6V60H4V55H3V53H1L0 52V90H2V92H4V95H8V97H15L16 98V100L18 99V101L21 103L22 101H20V100H22V97H21V95L19 94L20 93V88L23 86V80L22 79H24L23 77H21L20 76V73H19V69L17 68V67H14L15 65L14 64H10L11 63V61H9V63L7 62ZM19 60V59H18ZM29 60V59H28ZM28 60H26L27 62H28ZM39 60V61H38ZM38 62L37 63H40V59L38 58ZM42 60H43V58H42ZM50 60V59H49ZM34 61V60H33ZM76 61V60H75ZM180 61V62H179ZM45 62V61H44ZM42 63V62H41ZM41 63H40V65H41ZM36 64V63H35ZM53 64V65H52ZM76 64V63H75ZM39 65V64H38ZM52 65V66H51ZM33 66V67H32ZM45 66V65H44ZM47 66V65H46ZM46 66H45V68H46ZM72 66V65H71ZM33 68H34V65H33V63H31V64H29V62L28 63H26V65H24V63H23V69H25L26 70V72H27V76H28V78H29V81H28V78H26L25 79V85H26V87L27 88H29V86H31V87H33V85H32V82H34L35 80H32V79H30V78H33V72L36 70L37 71V69H34L33 70ZM45 68L43 69V68H41V69H43V73H44V70H45ZM70 68V69H69ZM109 68V67H108ZM48 70V69H47ZM47 70H46V72H47ZM104 70V69H103ZM109 69H107V71H108ZM71 71H72V69H71ZM75 71V70H74ZM38 72H40V70L39 71H37V73ZM51 72V71H50ZM49 72V73H50ZM66 72V73H67ZM125 72V71H124ZM25 73V72H24ZM41 73H42V71H41ZM64 73V72H63ZM57 74H59V73H57ZM107 74V73H106ZM124 74V73H123ZM127 74H128V72H127ZM126 74V75H127ZM176 74V75H175ZM26 75V74H25ZM36 75V74H35ZM43 75V74H42ZM45 75V77H46V74H44ZM63 75V74H62ZM132 75L133 76H135L136 74H134L133 72H132ZM139 75V74H138ZM144 75V74H143ZM172 75V74H171ZM40 76V75H39ZM49 76V75H48ZM51 76V75H50ZM50 76L48 77V79L50 78ZM59 76V75H58ZM138 77V76H137ZM140 77V76H139ZM173 77V76H172ZM171 77V78H172ZM40 78V77H39ZM51 78H53V77H51ZM54 78H56V77H54ZM135 78H136V76H135ZM146 78V77H145ZM147 78H149V77H147ZM171 78H169V80L171 81ZM42 79H45V78H42ZM137 79V78H136ZM140 79H142V78H140ZM144 79V78H143ZM147 80H149V79H147ZM147 80H145V81H147ZM261 80L263 81V82H261ZM50 81V80H49ZM106 81H109L110 82V80H106ZM198 82L199 83V85L201 86L199 89H197L196 88V90L194 89V90H192V89H190V88H188V85H189V83H191V82ZM109 82L107 83V84H109ZM143 82H144V80H143ZM152 82V81H151ZM150 82V83H151ZM38 83V82H37ZM51 83V82H50ZM49 83V84H50ZM147 83V82H146ZM155 83H156V81H155ZM171 83H173V82H171ZM34 84V83H33ZM40 85V84H39ZM52 85V84H51ZM150 85V84H149ZM196 85H197V83H196ZM37 86V85H36ZM112 86V84H110V87ZM174 86V85H173ZM263 87H264V84L262 85ZM34 87H35V85H34ZM108 87V89H109V85L107 86ZM150 87H152V86H150ZM197 87V86H196ZM36 88V87H35ZM34 88V89H35ZM38 88V87H37ZM43 88V87H42ZM162 88V87H161ZM170 88V87H169ZM25 89V88H24ZM33 89V90H34ZM111 89V88H110ZM109 89V90H110ZM173 89H174V87H173ZM26 90V89H25ZM100 92V91H99ZM114 92V91H113ZM112 91L110 92H108L107 93V95L106 96H109L110 95V97H105V98H107V101L109 100V98H111L112 96H111V93H113ZM156 92V93H157ZM26 93V92H25ZM24 93V94H25ZM29 93V92H28ZM37 92L35 91V94H36ZM98 93V92H97ZM103 93V92H102ZM110 93V94H109ZM164 93L165 94H167V95H164ZM169 93H170V95H169ZM174 93V94H173ZM177 93H179L178 94V96L176 95ZM3 93H0V95H2ZM39 94V93H38ZM37 94V95H38ZM40 94H42V93H40ZM114 94V93H113ZM4 95L3 96H1V98L2 97H4ZM6 95V96H7ZM20 95V96H19ZM26 95H28V94H26ZM26 95H25V97H26ZM32 95V94H31ZM88 95V94H87ZM95 95H96V93H95ZM115 95V94H114ZM116 95H118V93L116 94ZM163 95V96H162ZM40 96V95H39ZM121 96V95H120ZM125 96H126V94H125ZM128 96V95H127ZM174 96V97H175ZM21 97V98H20ZM28 97V96H27ZM35 97V96H34ZM122 97H124V96H122ZM144 97V96H143ZM142 96H141V98H138V99H141L142 100V98H143ZM146 97V96H145ZM156 97V98H157ZM180 97V98H181ZM240 97V96H239ZM96 98H98V97H96ZM114 98H116V97H114ZM114 98H112V100L114 99ZM124 98H128V97H124ZM137 98V97H136ZM165 98H167V97H165ZM241 98H242V95H241ZM241 98H239V99H241ZM4 99V98H3ZM30 99H31V96H30ZM101 98H99V100H100ZM129 99V98H128ZM147 98H143V100H146ZM158 99V98H157ZM235 99H236V97H235ZM2 100V99H1ZM10 101H11V99H9ZM27 100V99H26ZM28 100H29V97H28ZM98 100V99H97ZM103 100H106V99H102V101ZM116 100H118V98L116 99ZM115 100V101H116ZM125 100V99H124ZM127 100V99H126ZM15 101V100H14ZM77 101V100H76ZM114 101V100H113ZM120 101H122L121 99H120ZM158 102H159V100H157ZM162 101H160V103L162 102ZM24 102H26V101H24ZM94 102H96L95 100H94ZM146 102V101H145ZM158 102H156L155 101V103H153V105H154V107L155 108H159V106H157L158 105ZM252 102V103H251ZM12 103V102H11ZM33 103V102H32ZM99 103V102H98ZM120 103V102H119ZM119 103H117V104H119ZM214 103V102H213ZM7 104V103H6ZM25 104V103H24ZM30 104H31V100H30ZM30 104H29V106H30ZM102 104V103H101ZM163 104V103H162ZM263 104V105H262ZM11 105V104H10ZM13 105V104H12ZM9 106V105H7V106H9L8 108H13V106L15 105H13V106ZM77 105V104H76ZM82 105V104H81ZM80 105V106H81ZM87 105H89V103L87 104ZM94 105H96V104H94ZM109 105H111V104H109ZM112 105H114V104H112ZM116 105V104H115ZM115 105H114V107H115ZM160 105V104H159ZM22 106V105H21ZM28 106V107H29ZM32 106V105H31ZM34 106V105H33ZM98 106V105H97ZM100 106V105H99ZM102 106V105H101ZM100 106V107H101ZM119 106V105H118ZM161 106V105H160ZM19 107H20V105H19ZM46 107V106H45ZM94 107H96V106H94ZM112 108H113V106H111ZM120 107V106H119ZM119 107H117V108H115V111L117 110L118 111V108ZM22 108V107H21ZM29 108H31V107H29ZM34 108V107H33ZM84 108V107H83ZM102 108V107H101ZM122 108V107H121ZM120 108V109H121ZM16 109V108H15ZM32 109V108H31ZM77 109V108H76ZM98 109V108H97ZM103 109V108H102ZM24 110V109H23ZM85 110H88L89 111V107L86 109L85 108ZM95 110H96V108H95ZM113 110H114V108H113ZM128 112H127V111ZM124 109V110H119L120 111V115H118L119 117L120 116H122V118H124V120L123 119H121L120 118V121H118V123L119 124H122L123 122H125L126 120H128V119H130V120H133V118H132V116L134 117V119H138V117L136 118V116L137 115H135L136 114V111L135 110H133V109H131V110H133L134 111V113L135 114H133L132 116L130 115V113H129V110L130 109ZM18 111H20V109L18 110ZM29 111H30V109H29ZM34 111V109H32V111L31 112H33ZM72 111V110H71ZM84 111V110H83ZM82 110H81V112H83ZM87 111V116L89 115L88 113H90V115L92 114V112H88ZM103 111V110H102ZM115 111H114V114H113V111H112V114H113V116H116L117 115V113H115ZM124 113H127V118H126V114H124L123 115V112ZM13 112H15V110L13 111ZM73 112H74V110H73ZM76 112H77V110H76ZM106 112V111H105ZM109 112V111H108ZM122 112V113H121ZM183 112V111H182ZM181 112V113H182ZM226 112V113H227ZM19 113V112H18ZM97 113H99L98 112V110H97ZM74 114H75V112H74ZM78 114H79V112H78ZM85 115V113H80V115L82 116V115ZM102 114V113H101ZM107 115H110L111 114V110H110V112L109 113H106ZM111 114V115H112ZM122 114V115H121ZM235 114H237V115H235ZM20 115H21V113H20ZM76 116H78L77 114H75ZM74 115V116H75ZM79 115V116H80ZM179 115H181L182 116V114H179ZM26 116V115H25ZM74 116L72 117V119L74 118ZM79 116L77 117V121H79L78 119H79ZM125 116V117H124ZM129 116V117H128ZM30 117V116H29ZM90 118H92L91 116H89ZM24 118V117H23ZM81 118V117H80ZM233 119V118H232ZM239 119V118H238ZM60 120V119H59ZM74 121H76V117L73 119ZM81 122H82V124H85L86 122L85 121H83V118H81ZM86 120H87V122H88V126L89 127H91V128H93V129H91V128H89L88 126H87V124H86V127L88 128V130L89 129H91V130H93V131H95L97 128H99V127H101V128H99V129H97L96 131L98 132V131H101L100 129H102V131H101V133L102 134H105V132H104V130H103V124L100 126V124L98 125L97 124V122L96 121H94L93 120V118H92V120H90L88 117L86 118ZM123 120V121H122ZM129 120V121H130ZM93 121V122H92ZM122 121V122H121ZM128 121V122H129ZM240 121V120H239ZM242 121V120H241ZM80 122V121H79ZM84 122V123H83ZM127 122V121H126ZM126 122L125 123H123V125L124 124H126ZM127 122V123H128ZM94 123V124H93ZM98 125H96V124ZM233 123V124H232ZM57 124V123H56ZM63 124H64V122H63ZM66 125H67V123H65ZM77 124V123H76ZM75 124V125H76ZM81 124V125H82ZM119 124H118V127H119ZM158 122H156V125L157 126H162V125H164V126H166V124H159ZM168 124V123H167ZM240 124V123H239ZM241 124H240V126H241ZM62 125V124H61ZM66 125H62L63 127H67ZM231 125H233V127L231 126ZM246 125V126H245ZM58 125H56L55 127H57ZM62 126H59V127H62ZM76 126H78V125H76ZM121 127H123L122 125H120ZM53 128V129H55L56 131H57V128ZM69 127V126H68ZM71 127V126H70ZM78 127H80V125L78 126ZM77 127V128H78ZM84 127H85V125H84ZM85 127V128H86ZM171 127H172V125H171ZM36 128V127H35ZM164 128H168V126L167 127H164ZM52 129V130H53ZM74 129H76V128H74ZM172 129V128H171ZM174 129V128H173ZM173 129L170 131V132H174L173 131ZM178 129L179 128H177L176 130H177V132H175L174 134L176 135V134H178ZM59 130V129H58ZM86 130V129H85ZM105 130H109L110 131V128L108 129H106V126H105ZM165 130V129H164ZM168 130V129H167ZM180 131H181V129H179ZM41 131H43V130H41ZM54 131V130H53ZM53 131H51V133L53 132ZM90 131V130H89ZM93 131H91V133L93 132ZM55 132V131H54ZM104 132V133H103ZM108 132V131H107ZM184 132V131H183ZM100 133V132H99ZM99 133H97V134H99ZM100 133V136H98L97 138H99V137H101V134ZM108 133H110V132H108ZM108 133H106V135L107 136H109L110 134H108ZM182 132H179V134H178V136L177 137H175L174 138V140H172L173 142V144H174V151L172 152V154L170 155L171 157H172V159H173V161L175 162L176 160V162H178V160H181V161H183L184 163H187V165H190V162H188V161H192V160H194V161H192L193 163H191V165L194 167L196 164L194 163L195 161L196 162H198V164L199 165H201L202 166V164L204 165L203 167H202V170H204V167H206V165L205 164H207V166H209L210 167V165H211V167H210V170H213V172L214 171H217V169H219L220 167L218 166V164L220 163H222L221 165H224V162L223 161H227L226 160V158L228 159V157L230 156V155H228V154H231V153H233V152H227L226 151V154H225V152H221V151H219L218 153H216L218 156H224V157H219V159L218 160H210L209 159V156H207V154L205 153V155H204V152L202 151H200L199 150V152H197L198 151V149H197V151L195 150L194 151V147L196 146L195 144H193V143H191L190 144V142L186 139L185 140V138H184V140L182 139L183 138V136H181L180 134H181ZM94 134H96V132L94 133ZM174 135V136H175ZM179 135H180V137H179ZM103 136V135H102ZM171 136V135H170ZM227 136V135H226ZM63 137V136H62ZM66 137V136H65ZM96 138V139H97ZM62 139V138H60V136H59V138H58V141H60V140ZM63 139H67V138H64L63 137ZM62 139V140H63ZM96 139H95V142H96ZM101 139H102V137H101ZM19 140V139H18ZM17 140V141H18ZM22 140V139H21ZM20 140V141H21ZM68 140V139H67ZM20 141H18V142H20ZM24 141V140H23ZM185 141V142H184ZM26 142V141H25ZM37 142V141H36ZM63 142V141H62ZM65 142V141H64ZM98 142V141H97ZM96 142V143H97ZM100 142H101V140H100ZM28 143V142H27ZM29 143H30V140H29ZM32 143V142H31ZM31 143H30V145L29 146H31ZM94 143V142H93ZM99 143V142H98ZM186 143H189V145L188 144H186ZM95 144V143H94ZM229 144V145H230ZM193 146L194 145V147L192 148L191 146ZM39 146V145H38ZM40 146H41V144H40ZM39 146V148L40 149H43V150H45L46 149V146H45V148H41ZM42 147H44V146H42ZM47 147H48V145H47ZM197 147V146H196ZM195 147V148H196ZM49 148L50 147H48V150H49ZM198 148V147H197ZM39 149V150H40ZM193 149V150H192ZM38 150V151H39ZM229 150V149H228ZM37 151V150H36ZM36 151H34V153L36 152ZM51 151V150H50ZM52 151H53V149H52ZM49 152V151H48ZM203 153V154H201V153ZM221 152V153H220ZM41 153H42V150H41ZM44 153V152H43ZM46 153V152H45ZM53 153V152H52ZM51 153V154H52ZM57 153V152H56ZM56 153H54V154H56ZM228 153V154H227ZM235 153V152H234ZM50 154V153H49ZM50 154V155H51ZM54 154H52L51 156H53ZM58 154V153H57ZM56 154V155H57ZM204 155V156H201V155ZM27 155V154H26ZM30 155L31 156H33V152H32V154L30 153ZM37 155H38V153H37ZM37 155H35V156H37ZM40 155V154H39ZM62 154H60L59 156H58V158L61 156ZM232 155V154H231ZM21 156H22V154H21ZM40 156H42V155H40ZM55 156V155H54ZM53 156V157H54ZM24 158H25V154H24V156H23ZM39 157V156H38ZM50 157V156H49ZM63 157V156H62ZM29 158V157H28ZM31 158L32 157H30V159L28 160L27 158V160L29 161V163H30V160H31ZM34 158V157H33ZM32 158V159H33ZM44 158V157H43ZM47 158V157H46ZM45 158V159H46ZM52 158V157H51ZM61 158V157H60ZM53 159V158H52ZM52 159H51V161H52ZM65 159V158H64ZM63 159V161H66V160H64ZM183 159H185V160H188V159H190V160H188V161H184ZM202 159H204L205 161H207V162H202V164H201V161H202ZM41 160H42V158H41ZM41 160L38 162V164L41 162ZM60 160V159H59ZM219 160H220V162H219ZM26 161V160H25ZM33 161V160H32ZM34 161H35V158H34ZM48 161V160H47ZM46 161V162H47ZM49 161H50V159H49ZM55 161V160H54ZM181 161H179L180 162V164L182 163ZM252 161V160H251ZM250 161V163L252 164V162L253 163H255L257 160H255V162L254 161H252L251 162ZM24 162V161H23ZM27 162V161H26ZM26 162H24V163H26ZM43 162H44V159H43ZM41 163V166H35L34 164V166L35 167H37L36 168V171L37 170H39V167H42V165H44V163ZM45 162V163H46ZM56 162V161H55ZM54 162V165H53V163H52V165H53V169H54V167H55V164H57L56 165V168H57V166H58V162H56L55 163ZM175 162V163H176ZM217 162H219V163H217ZM240 162V161H239ZM33 163H36V161L35 162H33ZM63 163H65V162H63ZM62 163V164H63ZM210 163V164H209ZM214 163V164H213ZM216 163V164H215ZM228 163L230 164V162H226V164L225 165H227V166H229L228 165ZM261 163L263 164V160L261 161ZM32 164V162L30 163V165ZM48 164L49 163H46L44 166H48ZM60 164V163H59ZM194 164V165H193ZM250 164V165H251ZM50 165V164H49ZM52 165H51V167H52ZM65 165H66V163H65ZM64 165V166H65ZM70 165V163H68L66 166H69ZM181 165H183V164H181ZM180 165V166H181ZM186 165V166H187ZM199 165H197V168L198 169H196V170H199V169H201V167H199ZM224 165V166H225ZM242 165H244V164H241V166ZM249 164L247 163V166H248ZM249 165V166H250ZM43 166V167H44ZM60 166L62 167L63 165H61L60 164ZM63 166V167H64ZM75 166H79V164H75ZM75 166H69L67 169H69V173H71L72 172V170H74V168H76ZM177 166V165H176ZM178 166H179V163H178ZM192 166H189L190 167V170L192 171ZM254 166V167H253ZM261 166H264V165H261ZM260 166V167H261ZM28 167V166H27ZM31 167L33 168V166L31 165ZM34 167V168H35ZM42 167V169L44 170L46 167H44L43 168ZM184 168V165L183 166H181V168ZM189 167H187V169L189 168ZM209 167H207V168H205V172H206V170L209 172ZM250 167H253L252 169L254 170H252L251 171V176H256V178L257 179H260V180H262L263 181V184H264V167H258V168H260V169H258V168H256V165H251ZM26 168V167H25ZM30 168V167H29ZM73 168V169H72ZM243 168H247L245 165L243 166ZM255 168V169H254ZM27 169V168H26ZM50 169L52 170V168H49L48 167V172H50ZM57 169H60V167L59 168H57ZM63 169H65V168H63ZM34 170V169H33ZM32 170V171H33ZM55 170V169H54ZM53 170V171H54ZM66 170V169H65ZM65 170H62L63 172V174H65V172L67 171H65ZM194 170H195V167L193 168V172L191 173L190 171L188 172V170H187V172L190 174V175H187V176H203V174L202 173H205L204 171L202 172V173H198V172H194ZM195 170V171H196ZM201 170V171H202ZM4 171V170H3ZM27 171H29V170H27ZM40 171V170H39ZM38 171V172H39ZM57 171V170H56ZM219 171V170H218ZM217 171V172H218ZM31 172V171H30ZM44 172H45V170H44ZM46 172H47V170H46ZM74 172V171H73ZM199 172H200V170H199ZM24 173V172H23ZM41 173V172H40ZM57 173H58V171H57ZM60 173H61V171H60ZM60 173H58V175L60 174ZM61 173V174H62ZM75 173V172H74ZM77 173V172H76ZM88 173V172H87ZM179 175L181 174V172L179 173V172H177ZM212 173V171L211 172H209V174H211ZM215 173V174H214ZM214 173H212V174H214L215 175V177H219L218 176V173H217V175H216V172H214ZM19 174H21V173H19ZM26 174H27V172H26ZM28 174H31V173H28ZM33 174V173H32ZM34 174L35 175H37L36 173H35V171H34ZM52 174V173H51ZM54 174H56V173H53V175ZM68 174V173H67ZM67 174H65V175H67ZM73 174V173H72ZM89 174V173H88ZM198 174V175H197ZM202 174V175H201ZM212 174L211 175H209V177H213L212 176ZM39 175V174H38ZM47 175V174H46ZM48 175H50V173L48 174ZM53 175L51 176V177H53ZM57 175V174H56ZM69 175V174H68ZM84 175V174H83ZM82 174H81V176H83ZM87 174L85 173V175L84 176H86ZM91 174H89L88 176H90ZM182 175L183 176H185L184 175V173H182ZM181 175V176H182ZM205 175L206 176H208L207 175V173H205ZM1 176V175H0ZM40 176V175H39ZM41 176H42V174H41ZM40 176V177H41ZM44 176V175H43ZM92 176V175H91ZM122 175H120L119 177H120V180L122 181V185L120 186V184H118L119 183V181H118V183H116L117 181H116V178H112V180L113 181H109V183L111 184L112 182H114L115 184H117V185H119L121 188H122V186H124L123 184H125V185H127L126 187L124 186V188H127V189H125V190H128L129 189V186H131L130 188L132 189V186L134 185V183H136V182H134V183H132L131 184V182H132V180L131 179H127L124 175L121 177ZM220 176H222L221 174H220ZM2 177V176H1ZM5 177H7V176H5ZM12 177V176H11ZM10 176H9V178L12 180H14L15 178H11ZM51 177H49L50 179H51ZM59 177L61 178V176L59 175ZM59 177H57V179L59 178ZM62 177H64V176H62ZM65 177H69V176H65ZM8 178V177H7ZM8 178V179H9ZM47 178V177H46ZM48 178V179H49ZM59 178V180H61ZM71 178V177H70ZM2 179V178H1ZM5 179V178H4ZM54 181H57L56 180V178L55 177H53L52 178ZM51 179V180H52ZM106 179L107 178H104V180L106 181ZM119 179V178H118ZM16 180V183L18 182V184H20L21 183V185L20 186H22V185H24V184H28V182L26 183H24V181H20V183H19V181H17V179H15ZM64 180V179H63ZM71 180V179H70ZM69 179H67V178H65V181L67 182V181H70ZM74 180V179H73ZM80 180V179H79ZM85 180V178L83 179V181ZM89 180H90V178H89ZM89 180H87L89 183H90V181ZM108 180V179H107ZM109 180H110V178H109ZM3 181V180H2ZM2 181H1V183H2ZM10 181V180H9ZM8 181V182H9ZM30 182L32 181V183H36V184H38L39 182H34L33 180H29ZM65 181H64V183H61V181H60V184H65ZM75 181V180H74ZM87 181L85 180V182L87 183ZM92 181H93V179H92ZM102 181V183H104L103 182V180H101ZM100 180L98 181V182H101ZM121 181H120V183H121ZM129 181H131V182H129ZM184 181V180H183ZM262 181H260L261 183H262ZM13 182H15V181H13ZM3 183H4V181H3ZM2 183V184H3ZM6 183V182H5ZM22 183H24V184H22ZM88 183V184H89ZM96 183V182H95ZM94 183V184H95ZM102 183H98V184H102ZM107 185H109V187H111V188H109L107 185H105V184H102V186H100V188L102 189V187H104V186H107V187H104V189L105 190H109L108 192L107 191H104V189H102V191H104V192H102V194L104 195V193L106 192L109 196H110V199H109V201H105V202H103L102 203V205L100 204L101 202H99L98 203V198H99V196H103V195H101V192H100V190H99V194H97V195H99V196H97V195H94L93 193V197H92V194H91V199H92V201H93V198H97V200H95L94 201V203H93V205L94 204H98L97 206H98V208H97V206H95L94 208L96 209L97 208V210L100 212H102V210H103V208L105 209V210H103L104 211V213H106V215L105 216H103L102 218L103 219H105V221H106V225H107V223H109V225L112 227V229H113V227H115L116 229H117V225L118 224H116V223H118V222H120V221H122V223H119V225H118V230L116 231L115 230V228H114V230L113 231H111L112 229H110V231H109V229H107L106 227H110L109 225L108 226H106V225H104V223L102 224L104 227H102V226H100L99 224H100V222H104V220L102 221V219L100 218L99 219V217H100V215L103 213H101L100 212V215L97 213V215H99V217L97 216V217H95L96 216V211H94V208L92 209V211H94L95 213V216L93 215V217H95V220L97 221H95V223H99L98 224V228H101L102 227V230L101 229H97L96 231H95V227H97V225H95V223H93V222H85V221H87V219H85L84 220V218L82 217V216H85V213H86V216H89V215H87L88 214V207H87V209L86 208H83L84 209V213H83V211H82V209L80 210L79 208L81 207H78L77 206V209L74 207V209H76V210H79V211H77L76 212V210L75 211H73V212H76V213H78V212H81L82 213V218H83V220L81 219V218H79V220H77L78 218L77 217H75L76 218V221H78V223H79V225L77 224V222L75 223L76 224V226L75 225H72L73 227H75V228H71L70 226H71V224H70V228L69 229H76L77 227H80V228H78V230L80 231L79 233H80V235L81 234H84L83 233V231H85V227H86V229L87 228H89V227H92V229H94V231L93 232H91V233H93V237H95L94 239L95 240H98V241H100L102 238L104 239V240H102V241H105V237H106V240L108 241V239H107V237L109 238V240H110V238H111V241H110V243H112L113 245H114V241H112V238L113 239H118V238H124L123 240H127L126 238H130L131 240L132 239H134V241H135V243H137L136 245L135 244H133L134 246V251H133V248H131L132 246V243H131V247L129 248V245L128 244H125V246L124 247H127V245H128V248L130 249V251L128 250V251H125V252H123V253H120L119 251L122 249L123 250V244H121V245H117V246H119V248H120V246L122 247V248H120L119 249V251L118 250H116L115 249V251H116V253H114V252H112V253H110L109 255L110 256H112L113 255V253H114V255L116 256V258L118 259V256H119V259L117 260V259H115V261L117 262V263H119V264H264V263H260V262H264V249H260L259 247H261V246H259L258 247V245H257V247H256V245L253 243L254 241H255V239L256 238H254L256 235V233H258L260 230H264V207H262V208H252L250 205H248V204H246L245 202H243L242 201V199H239L240 198V196L238 195V194H236L237 196L235 197V196H231L230 197V195L231 194H229V196H228V194H227V196H225V194H223V193H221L220 191H216V192H214L215 194H210L209 193V189L208 188H206V187H204V186H202V187H204V188H200L201 187V185H200V187H199V184H197L196 182L193 184V183H186V185L181 181V183H177L176 185L174 184V183H172L173 185H171L170 184V186H168L169 187V189L171 190V191H173V192H175V197L174 198H172V199H170L171 201H167L166 200V196H167V194H166V190H167V187H166V190L165 189H163V190H160V192L161 191H163V192H161V196H160V194L158 195V196H160V197H158V196H155V195H157V194H152L153 195V197H155V198H153L152 197V195L151 196H146V197H151V198H144V199H142V198H140L139 196H143V197H145V195H138V196H135L136 198H138L139 197V199H141V200H137V201H135V203H134V205H132L131 204V206H132V209L134 210V212H135V210L136 211H138L139 209H140V211L141 212H139L138 211V213L136 212V213H134V214H136L134 217H137V216H139V218H134V217H131V215H130V212L127 210V208L125 207V206H129V203L128 204H126L125 206H124V203L125 202H123L124 200L123 199H121V198H118V197H120V195H118V197L117 196H115L112 192H110L111 190L112 191H114L116 188H114L113 186L114 185H110L109 183H107V181L105 182ZM183 183V184H182ZM6 184H8V183H6ZM2 185L3 187H7V185ZM10 184H11V182L8 184L9 186H10ZM13 184V183H12ZM18 184H15L16 185V187H17V185ZM40 184H44V183H39V186H40ZM70 184V183H69ZM93 184V185H94ZM97 184V185H98ZM137 184V183H136ZM189 184V185H188ZM193 184V185H192ZM30 184H28V186H29ZM45 185V184H44ZM43 185V186H44ZM92 185V186H93ZM138 185V184H137ZM137 185H134L133 186V189H134V187L135 186H137ZM197 185H198V187H197ZM1 185H0V187H1V189L0 190H2V187ZM32 186V185H31ZM31 186H29L28 187V189L30 190V188H31ZM36 186H38V185H36ZM39 186H38V188H39ZM47 185H45L44 187H46ZM98 186V187H99ZM116 186V185H115ZM140 186V184L138 185V187ZM194 186H196V187H194ZM5 187V188H6ZM14 187V186H13ZM18 187H19V185H18ZM27 187V186H26ZM34 187V186H33ZM42 187V186H41ZM90 187H91V185H90ZM97 187V188H98ZM138 187H136V189L138 188ZM4 188V189H5ZM22 188V187H21ZM35 188V187H34ZM33 188V189H34ZM94 188H95V190H96V187L94 186ZM107 188V189H106ZM165 188V187H164ZM7 189H9L8 187H7ZM14 189H15V187L12 189V187H11V190H12V192L14 191ZM19 189H20V187H19ZM19 189L17 190L19 193H22V195H24L25 193V195L27 196V194H29V193H31V191L33 190L32 188H31V190L30 191H27L26 189V191L27 192H25V190H24V192H22L21 190V192L19 191ZM40 190H41V188H39ZM47 189V188H46ZM49 189H50V187H49ZM69 189H71V188H69ZM72 189H74V188H72ZM111 189V190H110ZM123 189V188H122ZM51 190V189H50ZM50 190H47V191H50ZM78 189H76V191H77ZM84 190V189H83ZM94 190V189H93ZM98 190V189H97ZM124 190V189H123ZM124 190V191H125ZM42 191V190H41ZM52 191V190H51ZM78 191H80V192H82V190L81 189H79ZM33 192H38L37 194L36 193H34L33 194ZM43 192L45 193L46 191H45V189H43ZM74 192V191H73ZM93 192H95V193H97L96 191H93ZM127 192V191H126ZM129 192H131L130 191V189H129ZM133 192H134V190H133ZM14 193H16L15 191L12 193V194H14ZM24 193V194H23ZM47 193H51V192H46V194ZM77 193V192H76ZM79 193V192H78ZM128 193V192H127ZM164 193V194H163ZM0 194H2V193H0ZM39 194V190L37 191V189L35 190V191H32V195H38ZM43 194V193H42ZM57 194H59V193H57ZM82 193H80L79 195H81ZM19 195V194H18ZM21 195V194H20ZM32 195H29V196H32ZM40 196H41V193L39 194ZM48 195V194H47ZM47 195H44V196H47ZM56 195V194H55ZM55 195H53V197L55 196ZM82 195H84V194H82ZM89 195V194H88ZM126 195V193L124 194V197H125V199L127 198L128 199V196H131V195H129V194H127L128 196H125ZM1 196V195H0ZM9 196V195H8ZM15 196H16V194H15ZM13 196L12 195V197H11V195H10V197L11 198H13L12 199V201H11V199H10V201L8 202V205H10V204H13L12 202H13V200L15 199L16 200V198H17V201L19 200L18 199V196ZM87 196V195H86ZM96 196V197H95ZM105 196V195H104ZM181 196H183V197H185L187 200H185L184 202H182V203H180V200L181 199H179V197H181ZM52 197V198H53ZM132 197V196H131ZM134 197V196H133ZM239 197V198H238ZM2 198V197H1ZM45 198V197H44ZM51 198V199H52ZM63 198V197H62ZM67 198V197H66ZM182 198V197H181ZM43 199V198H42ZM57 199V198H56ZM55 198L53 199V200H56ZM65 199V198H64ZM50 200V199H49ZM48 200V201H49ZM61 200V199H60ZM66 200H68V198L66 199ZM22 202V201H24V200H19V202ZM44 201H45V199H44ZM44 201H42V202H44ZM57 201V200H56ZM65 201V200H64ZM63 201V202H64ZM78 202H79V204L81 205V204H83V203H81L79 200H77ZM97 201V202H96ZM123 203H122V202ZM11 202V203H10ZM18 202V203H19ZM25 203H26V205L24 204V203H22V204H24L25 205V212L28 210V212H29V214L30 215H32L33 213H30V212H33V210H29L26 206L28 205V201L26 202V201H24ZM33 202H35V201H33ZM39 202H41V201H39ZM39 202H37V204H35V203H33L34 205H36L35 206V208H37V206H38V204H39ZM50 202V201H49ZM52 202V201H51ZM50 202V203H51ZM62 202V203H63ZM91 202L89 203L88 202V204H87V206L89 205V204H91ZM193 202H201L200 204V206L201 207H203V209L202 210H204L203 212H201L202 210H197V211H195L193 214H187V215H177L176 216V210L177 209H179V208H181V206L182 207H185V206H188L189 204H191V203H193ZM10 203V204H9ZM17 203V205H18V207L20 206V203L18 204ZM49 203V204H50ZM53 203V202H52ZM58 203H61L60 201L58 202ZM62 203H61V205H62ZM67 203V202H66ZM66 203H65V205H66ZM68 203H70V201H68ZM68 203H67V205H68ZM76 203V202H75ZM106 203H111V204H108V205H110L109 207H108V205L106 204ZM30 204V203H29ZM32 204V205H33ZM74 204V203H73ZM72 204V205H73ZM86 204V203H85ZM85 204H84V206H85ZM104 204V205H103ZM16 205V206H17ZM31 205V207L28 205V207L31 209L33 206ZM48 205V204H47ZM51 205H54V204H51ZM56 205V204H55ZM60 205V204H59ZM60 205V206H61ZM75 205V204H74ZM77 205H78V203H77ZM180 205V206H179ZM210 205L212 206V207H210ZM62 206H64V205H62ZM70 206H71V204H70ZM83 206V207H84ZM103 207V208H101L100 209V207ZM108 208H107V207ZM125 208H124V207ZM155 206H164V208H163V210L160 212V211H158V210H154L153 208L155 207ZM207 206H209V209H207V208H205V207H207ZM0 207H2V204H1V206ZM17 207V208H18ZM48 207H49V205H48ZM47 207V211L49 210V208ZM54 207V206H53ZM57 206H55V208H56ZM66 207V206H65ZM73 207V206H72ZM121 207H123L124 208V210H125V212L126 213H128L129 212V214L128 215H130L129 217L127 216L126 217V215L127 214H123V216L124 217H126V218H120V212H121V210H120V208ZM201 207H199V208H201ZM17 208H15V209H17ZM23 207H19L18 209L20 210V209H22ZM34 207L32 208V209H35ZM51 208V207H50ZM62 207H58V209L60 210ZM82 208V207H81ZM110 208V211L109 210H106V209H109ZM4 209V208H3ZM54 209V208H53ZM52 209V210H53ZM57 209V208H56ZM55 209V210H56ZM64 209V208H63ZM63 209H61V211L63 210ZM66 209V208H65ZM69 209V208H68ZM73 209V210H74ZM87 211H86V210ZM100 209V210H99ZM187 209V210H186ZM19 210H17V213H18V211ZM36 210V209H35ZM51 210V209H50ZM54 210V211H55ZM70 210V209H69ZM69 210H68V213H69ZM190 209H188V208H185L184 209V211H189ZM61 211L59 212V213H57V214H59V216H61ZM64 211H66V210H64ZM64 211H63V213H64ZM86 211V212H85ZM91 211V210H90ZM89 211V212H90ZM108 211V212H107ZM251 211V212H250ZM6 212H8V210L6 211ZM16 212V210H14L13 212H10L13 216H15L14 215V213ZM20 213L18 214V215H20L21 214V212H22V214L23 213H25V212H23V211H19ZM28 212H26V213H28ZM51 212V211H50ZM70 212H72V208H71V211ZM72 212V213H73ZM117 212L119 213V214H117ZM124 212V211H123ZM154 212L156 213V214H158L157 216H159L160 215V213L162 214V215H160L159 217H154V216H152V214H154ZM197 212V213H196ZM209 212H211V213H209ZM17 213H16V215H17ZM25 213V214H26ZM48 213V215H50L51 216V214H49V212H47ZM52 213V212H51ZM56 213V212H55ZM55 213H53V214H55ZM65 213H67V211L65 212ZM80 213V214H81ZM93 213V212H92ZM91 213V214H92ZM139 213H142L141 215H142V218H146L147 217V220L145 219V220H143V221H146L147 222V224H146V226L147 227H145L144 228V224L146 223H144L143 221H140V215H139ZM11 214H10V216H8V217H11ZM29 214H26L27 215V218L29 217V220H30V215ZM52 214V215H53ZM57 214H56V216H55V218L57 217ZM138 214V215H137ZM18 215H17V217L16 218H18ZM24 215V214H23ZM23 215H20V216H23ZM26 215H24V218H26L25 216ZM29 215V216H28ZM66 215H68V214H66ZM76 215V214H75ZM19 216V218H20V220L19 221H21V222H19L18 221V224L19 223H21V224H19V225H22L23 224V221H24V223L26 224V222L25 221H27L26 219H22L21 220V218L22 217H20ZM37 216V215H36ZM43 216V215H42ZM65 216V215H64ZM63 216V217H64ZM85 216V217H86ZM152 216V217H151ZM7 217V218H8ZM44 218H46L45 216H43ZM53 217V216H52ZM62 217V216H61ZM66 217V216H65ZM71 217H74L73 216V214L71 215ZM79 217V216H78ZM90 217V216H89ZM121 217H122V215H121ZM6 218V219H7ZM12 219H15V217L13 218V217H11ZM18 218V219H19ZM43 218V219H44ZM54 218V217H53ZM58 218V217H57ZM67 219H69L68 217H66ZM88 218V217H87ZM97 218V219H96ZM121 220H120V219ZM127 218H130V219H127ZM131 218H133V219H131ZM158 218H161L160 220H161V222H158L157 221V219ZM11 219V220H12ZM48 219V218H47ZM50 219H51V217H50ZM61 219V218H60ZM63 219V218H62ZM73 219V218H72ZM83 221H81V220ZM89 219V218H88ZM115 219H116V221L117 222H115ZM186 219H189L190 220V223L192 224V226L194 227V228H192V230L194 231L193 233H195V235L192 237V238H188V237H185V236H182L181 235V232H183V230H181V229H178V228H176L174 231V234L173 235H175V233H176V235L174 236V238L175 239H173V237H169V233H167L166 231H165V229H164V226H163V224H162V221H166V222H169V223H175V224H177L178 225V223L179 222H182L183 220H186ZM2 220V219H1ZM11 220L9 219V221L11 222ZM39 220H41L40 219V214H39ZM45 220V219H44ZM44 220H42V222L44 221ZM59 220V219H58ZM90 220H91V218H90ZM120 220V221H119ZM135 220H136V223L137 224H135ZM13 221L14 220H12V222L11 223H13ZM35 221V220H34ZM46 221V220H45ZM50 220L48 219V222H49ZM64 221V220H63ZM65 221H66V219H65ZM68 221V220H67ZM79 221H81V222H79ZM3 222V221H2ZM16 222H17V220H16ZM28 222V221H27ZM30 222V221H29ZM27 223V224H29L30 225V223ZM41 222V223H42ZM57 222V221H56ZM59 222H61V221H59ZM68 222H70V221H68ZM73 222V221H72ZM72 222H70V223H72ZM139 222H141L140 223V225H139V227L137 226L138 224H139ZM7 223H8V221H7ZM10 223V224H11ZM15 223V222H14ZM13 223V224H14ZM35 223V222H34ZM36 223H38V225H39V223L40 222H36ZM47 223V222H46ZM65 223V222H64ZM144 223V224H143ZM18 224L16 223V225H17V227H18ZM45 224V222H43L42 224H40V225H44ZM51 224V223H50ZM55 224V223H54ZM59 224V226H60V223H58ZM62 224V223H61ZM69 224V223H68ZM68 224H65L66 226H68ZM116 224V225H115ZM122 225V227L124 226V225H126V226H128V227H130L129 229H134V231L133 230H131L130 232L128 231L129 229L127 228L126 230H125V227L126 226H124V228L122 229V227H121V225ZM205 224V225H204ZM0 225H1V223H0ZM29 225H23V226H26L28 229H29ZM78 225V226H77ZM142 225V226H141ZM144 225V226H143ZM36 226V225H35ZM47 226H49V225H47ZM53 226V225H52ZM58 226V225H57ZM56 226V227H57ZM58 226V227H59ZM63 226H64V224H63ZM106 226V227H105ZM134 226V227H133ZM25 227V228H26ZM41 227V226H40ZM44 227V226H43ZM42 227V228H43ZM54 228H56L55 226H53ZM110 227V228H111ZM120 227H121V230H119L120 229ZM132 227V228H131ZM143 227V228H142ZM6 228V229H5ZM4 228V230H5V233H6V230L7 231H9V230H11L12 228H13V226H12V228L10 227V229H7L8 227L6 226ZM15 228V227H14ZM14 228H13V230H14ZM20 228H22V226H20ZM38 228V227H37ZM46 228V227H45ZM49 229H51L50 227H48ZM53 228V230H57V229H54ZM60 228V227H59ZM64 228V227H63ZM67 227H65L64 229H66ZM67 228V229H68ZM83 228V229H82ZM105 228L107 229L106 231H108V232H110L109 234H108V232L106 233L105 232ZM137 228V229H136ZM23 229H24V227H23ZM27 229V230H28ZM36 229V227L33 229V230H35ZM39 229H41V228H39ZM66 229V230H67ZM82 229V230H81ZM92 229L90 228V230L92 231ZM1 230H3V227H2V229H1V227H0V231ZM3 230V231H4ZM15 230H18V229H16L15 228ZM33 230H31V231H33ZM37 230V229H36ZM44 229H42V231H43ZM52 230V231H53ZM62 232H63V230L62 229H60ZM99 230H100V232H99ZM124 230V231H123ZM142 230V231H141ZM1 232L0 234H1V237H2V233H4V232ZM12 231V230H11ZM18 231H20V229L18 230ZM65 231V230H64ZM72 231V230H71ZM82 231V232H81ZM87 231H89L88 229H87ZM104 231V232H103ZM115 231V232H114ZM127 231H128V233H127ZM40 232V231H39ZM46 232V231H45ZM58 232H60L59 231V229H58V231H57V233L55 232V234H54V236L56 235L57 236V234H58ZM61 232V233H62ZM66 232V231H65ZM64 232V233H65ZM140 232H141V234H140ZM144 232H146L147 234H144ZM167 234H166V233ZM5 233H4V235H5ZM18 232L16 231L15 233H13V232H11V235L13 234H17ZM33 233V232H32ZM41 233H43V232H41ZM48 234L50 233V231L48 230V232H47ZM51 233H54V232H51ZM63 233V234H64ZM68 233V232H67ZM74 233V232H73ZM89 233V232H88ZM87 233V234H88ZM95 233H97L96 235L97 236H95ZM246 233H248L247 235H246ZM6 234H9L10 235V231H9V233L7 232ZM20 234H23L22 233V231L20 232ZM36 234V233H35ZM40 234V233H39ZM71 234V233H70ZM68 235V236H71V235ZM4 235H3V237H4ZM37 235V234H36ZM42 235V234H41ZM43 235H45V233L43 234ZM60 235V234H59ZM58 235V236H59ZM65 236H62V238L61 237H59L60 239H63V237H64V239H63V242H67V240H68V238L66 237V234H64ZM73 235V234H72ZM89 235H90V233H89ZM147 235V236H146ZM166 235H168V236H166ZM244 235V236H243ZM248 235H252V237L251 236H248ZM262 235V234H261ZM260 235V236H261ZM6 236V235H5ZM24 236V235H23ZM35 236V235H34ZM39 236V235H38ZM38 236H36V240H43V239H40V238H38ZM46 236V235H45ZM52 236V235H51ZM55 236V237H56ZM61 236V235H60ZM86 236V235H85ZM85 236H84V238H85ZM144 236V237H143ZM146 236V237H145ZM149 236H153L152 237V239L151 238H149ZM240 236H242V238L244 237H246V236H248L249 238L251 237V239L253 238L254 239V241H253V239L250 241V239H247L246 240V238H245V240L247 241L246 243H245V241H244V238H243V241H244V243H240L239 242V239H238V241H237V238H239ZM254 236V237H253ZM263 236V235H262ZM10 237H13V236H10ZM28 238H30V240L32 241V236H30L29 237V235L27 236ZM26 237V238H27ZM41 237V236H40ZM72 237V239H73V236H71ZM80 237V236H79ZM82 237V236H81ZM88 237V236H87ZM86 237V238H87ZM91 237V236H90ZM93 237H91V239H90V241L92 242L93 241ZM114 237H116V238H114ZM133 237V238H132ZM155 237V238H154ZM247 237V238H248ZM257 239H258V234H257ZM43 238V237H42ZM47 238H48V236H47ZM51 238V237H50ZM58 238V239H59ZM85 238V239H86ZM241 238V239H242ZM10 238H8V240H9ZM25 238H23V240H22V243H21V246L23 245V243L24 242H26L27 243V245H28V242L30 241L29 239H28V242L26 241V240H24ZM52 239H54L53 237L50 239L51 240V243H52ZM66 239V240H65ZM71 239V240H72ZM77 239V238H76ZM76 239H75V237H74V240L76 241ZM81 240H83V237L82 238H80ZM79 239V240H80ZM88 239V240H89ZM256 239V240H257ZM18 240V239H17ZM34 240H35V238H34ZM33 240V245H37V246H39L38 245V243H39V241H38V243L36 244V240L34 241ZM44 240H45V238H44ZM44 240H43V243H44ZM47 240V239H46ZM55 241H56V239H54ZM65 240V241H64ZM70 240V239H69ZM129 240V239H128ZM157 240V241H156ZM158 240H160L159 242H158ZM174 240V241H173ZM249 240V241H248ZM259 240V241H258ZM255 243L256 244H259L260 243V240H261V237H260V239H258ZM24 241V242H23ZM48 241V240H47ZM59 241V240H58ZM57 241V242H58ZM75 241H74V243H75ZM107 241H105L106 242V244L105 245H107ZM240 241H242V240H240ZM242 241V242H243ZM253 241V242H252ZM46 242V241H45ZM59 242H61L62 243V241H59ZM58 242V243H59ZM71 242H73V240L71 241ZM79 242V241H78ZM88 242V241H87ZM86 242V243H87ZM94 242V241H93ZM104 242V243H105ZM250 242H251V244H253V246L250 244ZM258 242V243H257ZM30 243V247H29V249H28V251L29 252H26L27 251V246L25 245V243H24V247L23 248H25L26 250H24L25 252H26V255L29 253V254H31L30 252L33 250V249H35V247L36 246H32L31 245V242H29ZM42 243V242H41ZM55 245H56V243L55 242H53ZM52 243V244H53ZM89 243V242H88ZM104 243H100L99 242V244H104ZM110 243H108V245L107 246H110L111 244ZM156 243V244H155ZM63 244V243H62ZM65 244V243H64ZM67 244H68V242H67ZM69 244H70V241H69ZM68 244V245H69ZM73 244V243H72ZM77 244V243H76ZM81 244H83V242L81 243ZM80 244V245H81ZM94 244V243H93ZM130 244V243H129ZM157 244H160L159 246L157 245ZM2 245V244H1ZM8 246L10 245V244H7ZM15 245V247H16V245L17 244H14ZM41 246L43 245V244H40ZM47 245V247H44L43 248V246L40 248V246L38 247V249L39 250H41L42 249V255L44 256H46L47 255V253L49 252V251H51L50 253L51 254H53L54 252L53 251H55V250H52L51 249V247H54V246H50V247H48L49 245L48 244H46L45 243V246ZM98 244H96V246H97ZM154 245H156V246H158L157 247V249L155 248L156 246H154ZM262 245V248H264L263 246V244H261ZM4 246V245H3ZM18 246H20V244L18 245ZM20 246V247H21ZM61 246H63V245H61ZM70 246V245H69ZM74 246H75V244H74ZM78 246V245H77ZM90 247H92L91 249H93L94 248V245H89ZM88 246V247H89ZM106 246V247H107ZM12 247V246H11ZM10 246H9V248H11ZM56 247H57V245H56ZM79 247V246H78ZM82 247H84V246H82ZM86 247V246H85ZM89 247V248H90ZM98 247V246H97ZM112 247V246H111ZM110 247V248H111ZM116 247V246H115ZM17 248V247H16ZM32 250H31V249ZM45 248H48V249H46L45 251H47L45 254H44V249ZM64 248V247H63ZM71 249H72V247H70ZM81 248V247H80ZM101 248V247H100ZM102 248H105L104 246L102 247ZM118 248V247H117ZM127 248V249H128ZM168 249V250H170L169 251V253L168 254H170L171 256H169L168 254H166V253H164L163 251H162V249ZM257 249L258 248V250H257V253L256 254H254V256H252V254H251V252H253V250L254 249ZM0 249H2V248H0ZM13 249V248H12ZM12 249H11V251H12ZM22 249V248H21ZM21 249H17L16 250V252L19 250V251H21L20 253H19V256L21 255V256H24V254H22V252H23V250H21ZM36 249H37V247H36ZM37 249V251H39ZM50 249V250H49ZM66 250H67V248H65ZM70 249V250H71ZM75 249H77V247L75 246ZM74 249V251H76ZM79 249V248H78ZM77 249V250H78ZM109 249V248H108ZM112 249V248H111ZM126 249V248H125ZM124 249V250H125ZM147 251H146V250ZM156 249V250H155ZM260 249V250H259ZM6 250V249H5ZM4 250V251H5ZM14 250H15V248H14ZM63 250V249H62ZM95 250V249H94ZM100 250V249H99ZM122 250H121V252H122ZM123 250V251H124ZM143 250H144V253H143ZM1 251H3V250H1ZM7 251V253H8V250H6ZM18 251V252H19ZM36 251V255H37V252ZM56 251H59V250H56ZM55 251V252H56ZM72 251V250H71ZM73 251V252H74ZM93 251V250H92ZM98 251V250H97ZM103 251L105 252V251H107L106 249H101V252H100V257L101 258H105V257H109V255L107 256L105 253V256H104V254H101V253H103ZM109 251H110V249H109ZM172 251V253H170ZM25 252H23V253H25ZM33 253H35L34 252V250L32 251ZM63 252H65V250H63ZM70 252V251H69ZM69 252L67 253V251H66V254H68V255H70L69 254ZM72 252V253H73ZM77 252V251H76ZM83 252H85V251H83ZM95 252H96V250H95ZM108 252V251H107ZM118 252V253H117ZM140 252H142V255H140L139 257H137V258H135L137 255H135V254H137L138 253V255H139V253ZM6 253V252H5ZM5 253H1V256H2V254H5ZM9 255H7V256H9L10 258H12V259H14V261H15V258H17V254L15 253V251H14V253L12 252H10V250H9ZM31 254V258H34V254ZM39 253H40V251H39ZM57 253V252H56ZM60 253V252H59ZM79 253V252H78ZM80 253H82V252H80ZM133 253V254H132ZM135 253V254H134ZM146 253H148V254H146ZM248 253V254H247ZM254 253V252H253ZM11 254H13V255H11ZM16 254V255H15ZM28 254V255H29ZM41 254V253H40ZM39 254V255H40ZM49 254V253H48ZM65 254V255H66ZM75 254V253H74ZM70 255L72 258H69V256H68V258H67V256L65 257V255H63V253H60V254H55L54 253V255L53 256H48V257H53L54 258V262L53 263H51V264H54L55 263V261H56V258H58V261L59 260H61V259H59L62 255V257L63 258H66V259H62V260H67V259H69V260H67L68 262H65L64 264H68V263H71V264H84V262H85V258L83 257V259H85L84 261H83V263H78V261L79 260H77V259H80V258H78V256L76 255V257H77V259L74 257L75 255ZM130 254H132V256H130ZM165 254H166V256H165ZM250 254V255H249ZM11 255V256H10ZM27 255V256H28ZM38 255V256H39ZM42 255H40L39 257H42ZM50 255V254H49ZM79 255V254H78ZM82 255H84V253L82 254ZM103 255V256H102ZM135 255V256H134ZM16 256V257H15ZM20 256V258H22ZM35 257L36 259L38 258V260H39V263L43 260V259H40L39 257ZM44 256V257H45ZM47 256H46V258H47ZM87 256V255H86ZM96 256L98 257V255H97V253H96ZM142 256V257H141ZM2 257H4V256H2ZM2 257H1V259H2ZM79 257H80V255H79ZM140 257H141V259H140ZM24 259L26 258V256H24L23 257ZM28 258V257H27ZM31 258H28V259H31ZM81 258H82V256H81ZM12 259H11V261H12ZM24 259H22V261L24 260ZM48 260H49V258H47ZM47 259H44V260H47ZM71 259V260H70ZM82 259V260H83ZM88 259V258H87ZM89 259L91 260V258L89 257ZM97 259H99V258H97ZM139 259V260H138ZM3 260V259H2ZM2 260H0V261H2ZM32 260H35V259H32ZM38 260H36V261H38ZM44 260H43V263H45L44 262ZM60 261V264H63V261ZM110 260V259H109ZM195 260V261H194ZM209 261V262H206V261ZM5 261V260H4ZM3 261V262H4ZM17 261V260H16ZM19 261H21V260H19ZM18 261V262H19ZM25 261V260H24ZM27 261V260H26ZM29 261V260H28ZM70 261V262H69ZM115 261H111V263L113 262V263H115ZM9 262V261H8ZM47 262V261H46ZM50 262V261H49ZM62 262V263H61ZM87 262V261H86ZM86 262H85V264H86ZM94 262H95V260H94ZM98 262H99V260H98ZM110 262V261H109ZM206 262V263H205ZM10 263V262H9ZM24 263H26V262H24ZM29 263V262H28ZM42 263V264H43ZM89 263V262H88ZM96 264H97V262H95ZM111 263H109V264H111ZM116 263V264H117ZM0 264H2V263H0ZM5 264H6V262H5ZM12 264H13V262H12ZM36 264H37V262H36ZM56 264H59V263H57L56 262Z\"/></svg>",
	"mask_w": 264,
	"mask_h": 264
}]
</instances>
